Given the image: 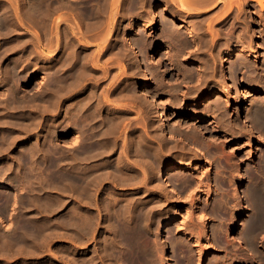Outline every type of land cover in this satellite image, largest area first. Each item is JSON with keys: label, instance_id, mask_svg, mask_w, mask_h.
<instances>
[{"label": "rangeland", "instance_id": "1", "mask_svg": "<svg viewBox=\"0 0 264 264\" xmlns=\"http://www.w3.org/2000/svg\"><path fill=\"white\" fill-rule=\"evenodd\" d=\"M65 1L69 2L70 5L73 4V5H71L72 7L75 5L74 7H76V8L74 9V7H73V10L74 11H76V9L80 7L76 11V12H78V10H79L80 14H77L76 12L74 13L71 10L74 13L73 14L72 12H69V10H67V8H65V7L60 8L59 7V4L61 2H65ZM221 1H223L224 3L223 2L217 3V4H215L214 7L211 6L212 4H209L207 7H203V8L201 7L200 13H199V15H197V16H200V17H197V16H195V17L201 19V18H206V16H208V15H213V16L217 15L218 12L220 11V9H222L224 7L225 3H226V0H221ZM228 1H230V0H227V3H228ZM241 1H242V3L245 4V6H247V8H250L252 11H255V10L258 11L259 10L260 11L259 12L260 13V16L259 17L260 18H261V16H264L263 15L264 14V12H263L264 9L261 10V8L259 6H258L259 8H257L256 3H250V4H253V6L252 5H249L248 6L247 5V4H249V1L248 0H245V1L244 0H241ZM118 3H116V5L118 6L117 7V11L119 10V12H120V10H121V12H120L121 14L125 11L124 13L126 14V12H128V11L126 10V7H124V6H127V1L126 0L125 1L124 0H119ZM221 3H223V4L220 6ZM121 4H122V6L124 5L123 6V10L121 8ZM36 5H40V6H42L44 8V10H49L51 12L49 14V16H48V19L45 21V26H43L44 25L43 22H39V21L37 22L36 20H33V19L29 18L26 14H25L26 15L25 18L23 17L24 16L23 12H24L25 9H32ZM161 5H162V3H158V4L156 3L154 7H160ZM82 6H84L85 8L82 7ZM218 6L220 7V9H218ZM46 7H49V8H46ZM12 8H13V11H12L13 12V18L11 19V22L9 24L10 26L8 27V29H5L4 31L1 30L2 32L0 31V47H2V48H0V49H2V50H0L1 51L0 52V55L2 54V51L5 50V48H7V50H9L10 48H12L10 46H15V45H16V49H15L16 51H24L23 53H21V52L16 53V56L17 57L15 55H11L8 58V59L18 58V56H20L19 58H22V56H23V59H22L23 61L22 62H24V60H25V62L22 63V65H24L26 62H27V64L29 63V65L27 67L28 69L24 70L21 73V76L22 77H21V79L18 80V82L16 84V87L20 90V95L22 97L23 96L24 97L26 96V98L27 97L28 98L30 97L29 99H32L33 96L34 97H38L37 95H39V93L42 92V89H43L44 85L46 84L45 82H48L49 81L48 79L50 78V76L53 75V72L54 71H53V68H52V65L50 64V62L54 60V59H52L54 56H57V59H58L59 57H62L65 53H70L71 51L72 52L74 51V52H77V53L80 52L82 55H85V56H87L89 58L88 61H89V64H91L90 66H92V67L95 68V73L94 74H91L92 76L87 77L83 81L84 83L88 82L90 85L88 83H86L85 84L86 87L83 88V90H82V87L81 86H78L77 89H76L77 92H78V89H79V91H80V89L82 90V91L79 92V94L78 93L77 94L69 93L68 95H65L63 97V103H62L63 105L60 106L61 107L60 110L58 108L53 109L55 107L52 106V105H50L51 107L50 106L47 107L48 109L51 108L50 109L51 111L48 112L49 114L46 112L47 119L49 118L48 119V122L46 123V126L50 123V119L51 120H52V118L53 119L54 118L58 119V121L56 120V122L54 124H50V126L52 127V125H55L58 122L59 125L57 124L56 127L54 126L56 128V129L54 128V130L56 132H54L53 131V127L51 128L50 126H48L50 129H46L45 124H42V125H44V126H42V125H39V124H33L32 123V125L34 126L33 127L31 125V127H33V128H30L32 130V132L29 129V132L27 134L30 133V136L27 138V140H25L26 137H27V134L24 133V135H25V137H24L23 134H22L23 131L21 133V130L20 129L25 126L24 124L27 125V123H23L24 126L18 124L19 126H22L21 128H19V131L20 132L18 133V130H17V127H16V131H14V133H11L12 137L14 136V137L17 138L19 136L18 140L16 141V145H15L14 152L19 147L27 146V145H30V144L31 145H34L35 143H37L38 140L41 143H43V142L44 143L46 142V144L49 143L48 145H51L53 147L56 145L58 147L57 148L55 146L58 149V150L56 149V153H58L57 151H60L61 152V157H63L64 159L61 158L60 156L59 157H60V159H63L64 160V161L63 160L61 161L62 163L64 162L63 163L64 166H65V164H67V161H69V160L72 159V164H71V161H69L70 163H68L67 166L72 167V168L74 167L73 170H75V172L78 171L77 174L79 173L80 175L84 176L83 177L84 179L82 181L83 182H86V180H85V176L86 175H87L86 177H88L86 179H89L91 175L93 176V177L91 176L92 180H93V178L95 179V177H94L95 176L94 175L95 174V172H94L95 171V168H94L95 167V158H94L95 157V154H94V152H92L93 154L91 153V151H94L95 148H93L89 152V154H87L88 152H86V154H87L88 157H91L92 156L93 158H88L85 155V153H84V155L86 157H84L83 156V153H81V151H82V149L87 148V146H88L87 144H89L88 147H90V144L92 146L95 143L94 142L95 141V136H94L95 135V130L98 129L99 131H102L101 134L102 135H105L106 134V136H107L106 137V140H108V139H109V141L112 140V142L107 141V143H106L108 145V151H107L108 154H107V157L108 156L109 157L108 158L107 157L105 158L106 161L108 160L106 162V163H108V166H107V164H105L107 167H104V168H107V169H105L104 171H106V170L112 171L114 167L116 169V161L117 160L119 161V159H117L116 157H119V155L121 154L122 151L126 155H128L127 157H129V159H127V161H126V164L128 163V165L130 167H131V165L134 164L132 166V168H131L132 170L134 169V171H135L137 169V167H135L137 164L139 166L142 165V167H145L146 170H147V167L145 165L146 164H149V165H147L149 167L148 169L151 168V170H154V172L151 171V170H147L148 172H151V173H148V176L150 174V176H152V177H150V176L149 177L147 176L146 178L143 177L144 179H139V182L140 183L139 182L136 183V181H135L134 184L131 183V184H129L128 187L127 186H125V187L122 186V187L124 188V191H123L124 193H126L127 191H129V193L127 192V194H129L127 197H129V196H134L135 197V195H136L135 193L137 191H139L138 194H137V196L139 197V200H136V202L139 201L138 202L139 205H137V203H136V206H137L136 208H138L136 211L139 210L140 212L138 211L136 213V211H135L136 215H130L129 216V219L133 220V221L130 220V223H131L130 226H133L135 228V226H134V219H135V221H136L135 222L136 223L135 224L136 227H137V224H138V226H140L143 229V225L146 222V221L144 222V219H143L144 216L141 215V214H143L145 212V209H143V207L145 206L144 208H146L147 210L150 209L151 206H152L151 209L154 208V209L150 210L151 211L150 214L153 213V215H149L151 220H155V223L153 221V223H151L150 226H149V231L152 230V226H153V230L150 232L151 233V236L148 239H146V238H144V236H142V239H140V243H141V241L143 243V241L145 242V240H147L149 243H151L150 245H153L154 244V241H157L158 239H162L161 242L163 243V241H164V243H165V244L163 243L162 245L165 248L166 255L171 256L172 253L170 252L171 250L169 248L170 247V242H171V240H170L171 237H172V240H174V239L176 240L177 239L180 242H181V240L183 241V239H181L182 237H181L180 234L186 228L184 230H181V231L178 232L177 227H176L177 224H171L170 226H168V228L166 227L164 229V231L160 232L161 235L159 234V231L158 230L156 231V229H155L158 223H161V222H163L166 219V216L163 217L162 214L167 210L168 207H170V205L172 203L175 204L174 198L171 195L169 197H167L168 198V202H165L166 204H164V202L161 200V198H158L161 195L158 192L159 189H161L160 192H162V193L165 190L164 187L163 188L160 187L162 185L161 184L162 182L161 183L160 182H157L159 179H160L159 181H162V177H159L158 170L160 171V169H162V167H164L165 165H171V164H175L177 162L178 163H184V161H191V160L194 161V160H196V157H194V155H192L190 153V151H188L189 147L183 141V138H188L189 139V137L185 133V131L182 130V132H184V133L181 132V135H183V136L176 134V135L173 136L174 138L168 137L169 135L161 134L160 130L157 128L158 121L155 120L156 119V117H155L156 115L154 116V114L151 111H149L150 108H148L149 107L148 106V102L144 98V95L140 91V85L142 83V80H143L142 77L143 76H142V73H140V72L137 71L138 70V63H136V61L132 58V56H131V50H130L131 48L129 46L130 41L135 40L134 33L130 32V30H129L130 27H134V25H135V23H134L135 22V19L132 20V18L129 17V15L126 14V16H128V17L123 20V19L120 18V13L118 12V14H117V17L118 18H117V21H116V24H115V30H117V32H111L110 31V25H109L110 24V16H109V14L107 15V12H106L105 15H107V16L105 17V15H104V17H105V19L103 18V21H104L103 23L104 24H102V26H103L104 29H103L102 32L99 33L98 30H97L98 32L96 31L97 27L95 25L96 24L95 23V0H11V1H8V0H0V11L3 10L4 15L10 14ZM217 9H218V12L215 13L214 11L217 10ZM201 10H202V12H204V11L205 12L204 13H201ZM3 13H2V15H3ZM68 13H70V14H68ZM71 14H73L74 17H76V18H74L73 16H71ZM76 14H77L78 17L75 16ZM256 14H257V12L253 16H251V20L253 21V24H252L251 30L250 31L248 30V33L251 32L250 35L247 33V30L246 29H245V31H243V33L240 34L241 37L243 36L242 34H244L243 37H246L245 39L242 37L244 40L241 39L243 43L241 42L242 45L240 44V46L246 47L245 49H247V50L249 49V51L255 49L254 48L255 47L254 45L256 43L264 42V41H262V40H264V35L261 34V32L262 33L264 32V19L262 17V19H261L262 21H261L260 18H258V16ZM213 16L207 17L208 19L206 18L207 20H204L205 23L208 22L210 20V18H213ZM26 17H28L29 19H26ZM223 18L224 17H217V16H215L213 19H211V21L214 24V27L215 28L216 27L219 28V26L222 27V25H223L222 30H224L225 29L224 27L229 26L227 23L230 24L231 20H227L229 18H225V19H223ZM77 20L78 21L80 20V21L78 22ZM217 22H219V23H217ZM237 24L240 25V23H237ZM77 25H80V28H78ZM240 26L241 27H244V25H242V24ZM161 28L162 27H161V24H160L158 30H155V31L149 32V33L147 32L146 33L147 35L145 34V36H148L149 39L156 38L157 35L159 34ZM256 32H258V33H256ZM236 33H238V31ZM246 33H247V36H246ZM257 34H260V35H257ZM260 36L263 37V38H261L262 40L260 39ZM247 39H248V41H246ZM249 39H250V41H249ZM241 40L234 41V43L236 42L235 44L236 45H239V43H240L239 41H241ZM10 41H11V43H10ZM22 41L24 43H22ZM19 42L21 43V45H20ZM237 42H238V44H237ZM247 42H248V44L246 46V43ZM58 43H59V45H58ZM250 43H252L254 45H252ZM22 44H24V45H22ZM214 44H215V46H213ZM262 44L264 45V43H262ZM18 45H19V47H18ZM174 45L175 44L172 43L171 49L174 48V47H177V45H175V46ZM201 45L204 47V48L202 47L203 49H205V47L207 48V46H208V44L206 45V43L205 44H201ZM160 46H161V48H163V46L165 47V44H163V43H159L158 44L157 43L155 46L150 47L149 49H147L146 52H144L145 50L144 51L142 50L143 51V54H142V51H141V53L139 51V54H140V57H141L142 61L144 62L146 60V67H147V69H149L152 72V76L154 77L153 78L154 79L153 80V84H152V87H151V91H152L151 93H153V95H155V101L157 103H162L163 107H165L169 111V113H171V114H173L174 111L183 110V111H185L186 113H189V114H200V115L204 116V118H205L204 120L206 121L205 123H197L196 124L197 126L200 125L199 126L200 129L198 130L200 132H198L197 131V128H195L193 131H195L196 133L194 132L195 133V136L193 137L194 139L192 138L193 139L192 140L193 142H195L197 140L195 142V144L197 145V147H199L200 150H202L204 156L206 157V161L203 164V166L200 167V171H192L191 170V171H187V173L185 172L186 173L185 179H182V177L184 178V176H182V175H185L183 171H179V173L176 172V174H174V173H169L168 174L167 173L168 176L166 174V176L168 178H171V179H168L166 177L167 180L173 182V185H174V183H176L175 185H177L178 183H180L178 186H176V188L178 187L180 193L181 194L183 193L182 195L183 196L185 195L184 197H186V202L181 204L182 205L180 207L181 208V211L179 212V214H178L177 218H175V220L177 221V223H178V221L181 222L182 220H187V218L189 217L188 214H187V211L190 212L191 214L192 213L195 214V216H192L193 223L198 224L197 227L199 226L198 227L199 229H197V230L195 229L194 232H197L198 231V233L201 232V234H202V224H203V222H202V220H200V223H199L198 220H199L200 217H203V216L207 215L205 217L208 218V220L210 222L208 221V223H207V220H206L205 223H207V226H209V227L211 226V225H209V223L210 224H213L215 219H216L215 220L216 222H218V221L220 222L222 220L221 222L224 221V222L227 223L226 229H225V226H224L225 225L224 222L222 223V226H224V230H226V231L229 230L228 236H227L228 240H229V237H230L231 239L229 241H232V243H235V241L237 242V240H238V238L235 237V236L237 235L238 231L243 228V225H241V223H246L247 221H248L247 223H249V221H251V219H252L251 216L253 217V214L255 212V209H254L255 208V206H254L255 204L250 199L248 193H249V191L251 189L252 190L255 189V191H256L255 194H256L257 193V189L256 188L259 186V184H263L264 183V177L261 176V173H260L261 170H262V173H263L262 175H264L263 169L261 168L262 167L261 160L264 157V155H263L264 154V152H263L264 151V142H263L264 141V130H262L260 128L259 124L256 123L257 121H256V117L255 116L257 115V113L259 114V112H257V113L254 112V113L251 114V112L254 109H255V111H257V108H255L257 106H258V108H260V110H262L261 108L264 107L263 106L264 105V102H263L264 100H260L258 97H256L255 94L254 95L247 94L248 96L246 95L244 97V100L241 101V98L242 97L240 96L241 94L243 95V93L245 91L249 90V89H254V90H257V91H264V88H263L264 87V84L262 85V83H260V85H258L259 84V80H261V79L258 80V83H255L256 80H257L256 77L258 78V75L256 74L257 72L258 73H261V71H262L263 75L261 73V75H262L261 78H264V71L260 69V68L264 69V63H263L264 62V56H263L264 55V52H263L264 49H262L260 51L257 50L258 52L256 51V53H258L257 54V57H258L257 61L254 60V59H251V58L249 59L247 57H244L243 55H239L240 57L238 55H236L235 57H227L226 54L225 55H222V52L221 53H217L216 50L218 48V41H214L211 45L209 44V47L207 48V50L205 49L206 51L203 50V49H202L203 51L202 50H199V49L193 50L194 54H196V55H193V53H190L191 52L190 51L189 53H187V56H186V53H185V55L183 53L182 54L180 53V56H179L178 54H176L174 52V50L173 51L172 50H168V51H166L167 53L166 52H163L162 54L160 53V54H158V55H156V56L153 57L152 56V53H151L152 50L154 48H159ZM231 47H232V45H231ZM213 49H214V51H213ZM36 51H37L38 55L39 54L40 55H43V57L40 56V55H39L40 57H38ZM198 51H200V52L202 51V52L200 53ZM204 52H205V56L203 55ZM206 52H208L207 55H206ZM212 52H213V54L215 53L217 55L216 56H215V54L213 55ZM32 53H34V55L36 53V56H37L36 58L37 59L33 57L34 55H32ZM47 53H50V55H48ZM173 53H175V55ZM199 53L201 54V56H200ZM17 54H20V55H17ZM24 54L26 56H28L29 59ZM44 54H45V56H44ZM172 54L174 56H171ZM208 54H209L210 58H209ZM259 54H261V55L258 56ZM30 55H31V57H30ZM181 55L183 57H185V58H182ZM189 55H191L193 57H191ZM218 55H220V56L218 57ZM206 56H208V57H206ZM24 57L27 58V59H24ZM171 57H173V60L174 59L175 60L173 61ZM217 57L219 58V60L217 59ZM155 58H156V60H155ZM177 58H179V59L177 60ZM203 58H205V59L203 60ZM213 58H215V59H213ZM239 58H241V59H244L245 58V60L247 59L246 60V64H245V60H241ZM42 59H44V60H42ZM59 59H61V58H59ZM59 59H58V61H56V63L58 62V65L60 66V64H62L63 61L62 60L60 61ZM197 59L200 60V61H197ZM262 59H263V61H262ZM207 60H210V62L207 61ZM215 60H218V62L217 61L215 62ZM188 61H191V62H188ZM233 61L235 63L238 62V63H236L238 65L240 63V64H243L245 66L244 67L242 65L241 68H240V70L242 69L243 71H245L243 73L244 75H243V80L242 81H239V77L240 76H238V71L235 70L237 65L235 63H232ZM241 61H243V62H241ZM247 61L248 62L250 61V62L247 64ZM207 62H209V63H207ZM220 62H223V66H220V64H218ZM260 62H261V64H260ZM134 63H135V65H134ZM230 63L232 65H230ZM203 64L204 65L206 64V66H209L210 68H213V69H208L206 67V69L208 70L207 71V70H205V66ZM192 65H193V68L194 69L192 68ZM233 65H235V66H233ZM246 65L247 66L250 65V69H249V66L247 67ZM253 65L255 66V68L252 67ZM0 66L3 68L4 67V64H1ZM199 66H201L202 68H200ZM221 67H223V69L225 67H227L226 70L227 69L228 70H227V73L225 74V78L228 77L231 82L229 80L225 79L224 76H220V75H222V73L220 71L222 69ZM192 70H194V71H192ZM230 70H232V71H230ZM249 70H251V71H249ZM189 72L194 75V79H193V75L190 74ZM233 72H235V73H233ZM246 72L247 73L249 72L248 75H246L247 74ZM251 72H254L255 74H253V73L251 74ZM210 73H212V74H210ZM137 74H139V77H138ZM189 74L192 75V76H189ZM201 74H203V75H201ZM229 74H230L231 77L229 76ZM233 74L234 75L236 74L235 75L236 77ZM249 74L254 75L253 78L251 77V75L249 76ZM209 75L211 76V78L207 80V78L210 77ZM199 76H201V77H199ZM244 76H246V78ZM196 77H198V78H196ZM203 78H204V80H203ZM250 78H252V79H250ZM89 79H91V80H89ZM221 79H223V80H221ZM231 79H233L234 81L236 80L237 83H236V81L233 82ZM219 80H221V81H219ZM247 80H248V83H247ZM249 81H252V82L250 83ZM202 82L203 83L205 82L204 85L202 84ZM232 82H233V84L235 86H232L233 85V84H231ZM208 83H209V85H208ZM216 83H218V84H216ZM92 85L93 86L95 85V86L93 87ZM201 85H203V86H201ZM224 85H226L228 87L231 86V88L229 90V94H228L229 96H219V97H221V99H220L218 97V94L220 93V90L222 89V87ZM208 86H209V88H208ZM199 87H201V89ZM234 87H236L235 92H234ZM113 88H115L114 89L115 90L114 93H116V96L114 97L115 94L113 93L114 95L112 94L111 96H109V97H111V99L109 98L108 101H105L101 95H98V93L99 94L102 93V92L104 93L105 90H106V92H110V91L113 90ZM127 88H128V90H127ZM90 89L91 90H95L97 93L95 91H94V95H93V92L91 94L88 93L87 91L91 92ZM118 89H119V92L120 93H121V91H123L122 92V94H123L122 96L123 97L120 96V95H117L118 94ZM1 90H0V92H1ZM236 92H237V94H239V96L236 94ZM72 94H74V95H72ZM80 94H83V95L81 96ZM84 95H86V96L92 95L94 97L97 96V98H94L93 97L94 99H96V101H98L97 99L101 97L99 100L101 101V99H103L101 101L103 103H101V102H95V100H94L92 102V104L95 102V105L93 104L94 107L92 106L93 108L91 107V109H90L92 111L89 110V111H87L88 113L85 112V111H83V112L81 111V114L76 115V116H78L77 118L80 119V121L77 120V118L75 116H72L74 114H78L77 113L79 111L78 109H77V111L74 110L73 112H70L71 113L70 115L76 119L75 120L73 118L75 120L74 121V124H70L71 121L73 123V119L71 121L69 120L70 119V115H69V112L68 113L66 112V114H65V112H64L65 111V108H66V106L70 107V105L71 106H74V108L78 107L77 105L79 103V100L81 101V99L84 98ZM86 96H85V98H86ZM216 96L220 100L218 98L216 99ZM65 97H66V99H64ZM125 97H129V98H126L125 99ZM212 97H213V99H212ZM236 97H238V99ZM134 98H136V99L139 98V99L136 101V99H134ZM203 98H205V99L206 98H209L210 99L209 100L210 102H205L204 101V103L201 106L197 107V108H194V107H192V106H190L188 104V102H190V101L200 100V99H203ZM223 99H224V101L226 100L225 101L226 103L223 102ZM218 100H219V102H218ZM254 100H255V102H254ZM259 101H260V105H259ZM98 103L99 104L101 103L100 104L101 106H103V104L105 103L104 106H103L104 107L103 109H105L104 112H102L103 114L102 113L99 114L97 111H94L96 109L95 107L98 105ZM182 103H184V104H182ZM217 103L218 104L222 103V104H220L221 105L220 106ZM251 103H252V105H251ZM106 104H108L107 105L108 108L106 107ZM225 104L227 105V108L225 107L226 106ZM253 104H256V106L253 105ZM44 105H46V103H41L39 105V107L41 108ZM48 105H49V103H48ZM214 105H215V107H214ZM209 106H210V108H209ZM201 107H202V109H201ZM223 107H225V108H223ZM252 107H253V109H252ZM206 108H208L207 110H209L208 111L209 114L207 113ZM211 108H213V109H211ZM245 108H246V110H244ZM196 109H199V110H196ZM215 109L216 110H219L220 109L219 110L220 113H219V111H215ZM247 109H248V111H247ZM249 110H250V112H249ZM214 111L216 112V114H215ZM262 111L264 113V108H263ZM74 112H76V113H74ZM217 112L219 113V115H218ZM72 113H74V114H72ZM79 113H80V111H79ZM210 113L211 114L213 113V114L218 115V116H215L213 114L211 116ZM25 114L32 116V114H30V112H27V113L25 112ZM65 115H66V117H65ZM67 115H68V117H67ZM99 115H100V118H99ZM80 116H83V117H80ZM85 116H88V117L85 118ZM95 116H97V118ZM117 116H120V118L117 117ZM236 116L239 117V118H237ZM245 116L246 117L247 116H249V117L252 116L250 118V120L252 121V123L254 125L253 126V130L254 131L252 133H249L248 132V129L247 128H248V126H249L248 124L250 122H248L249 120H247ZM61 118L65 119L64 121H67V119H68L69 124L66 123V122H63V119H61ZM82 118H84V120ZM108 118H110V119H108ZM118 118L121 121V122L120 121L119 122L122 125V127H121V125L120 126L118 125V127H121V128H119V131L118 130L115 131L113 128L117 129L118 127H113V126L111 127L110 124L112 123L111 121H115ZM141 118H142V120H140ZM171 119L172 120H171L170 123H175L176 121L179 120V117H175L174 118L171 115ZM235 119H237V120L239 119V120L236 121ZM81 120H83V121L81 122ZM103 120H107V122L106 121L103 122ZM109 120H110V122H109ZM138 120L142 121L140 123L143 124V125H141L143 127L140 126V124L138 123L139 122ZM244 120H245V123H244ZM60 121L63 122V123H60ZM76 121L79 122V123H82V125L81 124H78V123H77L78 124L77 125L76 124ZM181 121H182V123L184 125H186V123H187L188 126H190L191 124L194 123L192 121H187V120H184V119H182ZM209 121H212V122L215 121V125H217V126H215V125L212 126L211 124H210L211 127L206 126L207 123H212V122H209ZM226 121H230L229 125L231 124V127H229V125H228V123ZM97 122H101L102 125H101V123H97ZM115 122H117V121H115ZM143 122H145V123H143ZM104 123H107L106 126H105ZM150 123L154 124V125L151 124L154 128H152V126L150 125ZM233 123L235 125H237L238 123L239 124L236 127L235 125H233ZM95 124L99 128L98 127L96 128L95 127ZM240 124L242 126H240ZM35 125H36V127H35ZM73 125H75V126H73ZM99 125H101L102 128ZM222 125L227 126V129L225 130L224 129L225 127L222 126ZM243 125H245V126H243ZM171 126H172V124H171ZM171 126H170V128L173 129V126L172 127ZM238 126H239L240 129L238 128ZM24 128L27 129L28 127L26 128V126H25ZM155 128H156V130H155ZM203 128H204V130H203ZM232 128H233V130L236 129L235 131L237 133H235V131L233 132ZM254 128H256V129L258 128L262 132L259 131L258 129L255 132L256 129H254ZM171 129H170V131H171ZM245 129H246V132H245ZM6 130H4V131H6ZM45 130H49V131L51 130V131L48 134H46L47 132ZM113 130L116 132L115 134H114V131ZM202 130H203V132H202ZM240 130L241 131L244 130V131L241 132ZM91 132H94V133H91ZM90 133H91V135H90ZM231 133H235L233 135L236 136V137H234ZM238 133L239 134H242V135H239ZM262 133H263V135H262ZM201 134H202V136H201ZM112 135H114V136L112 137ZM44 136H45L46 139L44 138ZM115 136H118V139L115 138ZM76 137H78V140H74V139H76ZM87 137H88V139H87ZM143 137H144V139L146 141H148V143L145 140H143ZM200 137H202V138H200ZM110 138H111V140H110ZM261 138H262V140H261ZM79 139L80 140L82 139V140L80 141ZM90 139H92V141L94 140L93 143H91L92 141H90ZM176 139H178L179 142ZM179 139L182 142H180ZM158 140L159 141H162L163 143L160 142V144H159L158 143L159 142ZM190 140H191V138H190ZM27 141H28V143H27ZM76 141H78V142L76 143ZM85 141H88V142H85ZM138 141H139V143H138ZM140 141H142L143 145H146V146L144 147L142 145V143H140ZM51 142L53 143V145L51 144ZM81 142L82 143L84 142V143L82 144ZM129 142L131 143L130 145H129ZM145 142H146V144H145ZM165 142H166V144H165ZM78 143L81 145V148L82 149L79 148L80 145H78ZM135 143H136V145H135ZM84 144L86 146L85 147H82V146H84ZM133 144H134L135 147L133 146ZM157 144L159 145V147H155ZM112 145H114L115 147L112 146ZM138 145H139V147L141 145V148H142L141 150H142V152L144 154L143 158L145 159V158L151 157V161L155 157H152V155L151 156H148V155H150L151 152H154L153 149L158 148V150L155 149V151H158V155L156 154V157L158 159L157 160L154 159L152 161L155 164L150 163L151 162L150 160H149L150 162H148V159H147V161H144V159H143L142 161H144V163H142V161L141 162L136 161L138 159H136L135 158L136 156L133 155V153H134L133 150H136V147L139 148ZM164 145H166V146L163 147ZM94 146L95 145H93L92 147H94ZM145 148H147L146 149L147 151L144 150ZM148 148L150 150H148ZM164 148H165V150L163 151ZM74 149L75 150H78V151L80 149L81 151H80V153L78 151L75 152ZM160 150L163 152V154H161V155H160V152H159ZM73 151L75 152V154H77L76 156H75V154H74ZM12 153L13 152L11 151L10 154H12ZM63 153L65 154L64 156H62ZM260 153H261V155H260ZM72 154H74L73 155L74 158H71L70 157V155L72 156ZM129 154H131V155H129ZM56 155H59V154H56ZM188 155H190L192 158L190 156H188ZM77 156L78 157L81 156L84 159L85 158H88L89 161L88 160L85 161L86 159L83 160V158H81V157H79V159H78ZM160 156H162V157H160ZM131 157H133V158H131ZM182 157H183V159H182ZM67 158H69V159H67ZM208 158H209L210 161L208 160ZM90 159H92V160H90ZM132 159H133L134 162L132 161ZM177 159H178V161H177ZM76 160L78 162H74ZM82 160L85 162V164H84V162ZM81 162H83V163H81ZM75 163L76 164L78 163V164L76 165ZM139 163H141V164H139ZM83 164L86 167H84ZM150 164H152V165H150ZM223 164H225V165L223 166ZM79 165H80V167H79ZM87 165L90 166V167H88ZM155 165H156V167H155ZM238 165H240L242 172L245 174L244 187H240V188H237V189L240 190V195L243 196L244 203H245V205L247 207V209H246V214L247 215L246 216H239V213H240V206L239 205H240V203H239L238 200H236L237 198L233 194L234 189L237 187V183H238V180L236 178V175H237V170L236 169H238ZM218 166H220V167H218ZM223 167H224V169H222ZM257 167L258 168L260 167L261 169H259V171H258V168ZM76 168L80 169L81 172H79L78 169L76 170ZM82 168L83 169L86 168L83 171L84 175L82 174V170H83ZM155 168H157V170H155ZM225 168H227V169H225ZM115 169H114V171H115ZM86 170H88L87 171L88 173L85 172ZM225 170H227V171H225ZM114 171H112V172L115 173ZM197 172L199 174L202 173L201 175H202V177L204 176L203 177L204 179L202 177H200L201 175L199 176V174ZM177 173H178V175H177ZM188 173H189V175H188ZM152 174H154V175H152ZM179 174L182 177L179 176ZM194 174H196V175H194ZM218 174H220V175H218ZM177 176H178V178H177ZM187 176L190 177V179H192V180L186 179V178H188ZM195 176L198 177V178L196 179ZM219 176H221V177H219ZM222 176L224 178H222ZM112 177H111V179H113ZM156 177L159 178V179L157 180ZM174 177H176V179ZM258 177H259L260 180L258 179ZM262 177H263V179H262ZM147 178H149V179H147ZM179 178H180V180H179L180 182H177V180ZM145 179H146V181H148V183L145 182ZM172 179L175 180V181H173ZM181 179L183 181L185 180L184 184L185 183L187 184V180H189L190 182L194 181L192 183L196 187L192 183H190V185H189V187H191V188H189L187 186L191 190H192V187H194L193 190H192L193 191L192 194H191V192L190 193L188 192V191H191V190L185 189L186 187H184V189H183V186L184 185H183V181ZM205 179H206L207 182L209 181L208 182L209 184H208L207 187L205 186V185H207V182H204ZM216 179H223V180H216ZM89 180H87V181L89 183H91V184L94 181V180L92 181L91 179H89ZM202 180H203V182H202ZM261 180H262V182H261ZM189 181H188V183H189ZM214 181H216L218 185ZM83 182H81V180H80V183H77V185H75V187H77V189L74 187L73 188L74 189L73 190V194L74 195L73 194H71V195L76 196L78 199L81 200L80 201L81 203L79 202V205L80 206L78 208L79 209L81 208V210H83V211H81V210L79 211L78 210V212H79L78 215H80V217L78 215L76 217H79L80 218V224L83 225L82 222H84L85 228H82V226L81 227L80 226L77 227L75 225H70L69 227L64 225L67 229H65V227L63 225H60V226L59 225H57V226H55V225L54 226H51V228L49 227L48 229L43 230L41 232V234H43V235L40 234L41 237L38 236L39 238L36 240V244H35V242H34V245L32 244L33 247H32V245L31 246H27V247L23 245L26 248H31L32 247L30 249L31 251H29L32 255L29 252H28V255H26L27 253L26 254H23V253L26 252L25 250L23 251V253H21L22 252L21 250L24 249V248H18V247H23V246H21V244H19L20 246L18 245V247L17 246L13 247V250L17 247L16 249H17L18 257H17V254L14 251V253L16 254V258H12V255H13V257H15V255H14L13 252H11V254L13 253L12 255L10 254L12 259L10 257H8V256H6V259L9 258L8 260H6L4 258L2 259L0 257V263L3 264V262L4 263H6V262L7 263L8 262L9 263L10 262H14V263H17V264H75V263H77V264L78 263L79 264H82V263L83 264H89V263L90 264H95V250H96L95 249V246L97 248V245H98L95 242V227L93 226V224L95 222V210H94L95 209V191H94V193H92L93 191H90V194H92V195H91V198L89 200L88 199L87 200L82 199V197H83V195H82L83 193L82 192L84 191V189H83V191L82 190L80 191V189L85 188ZM88 182H86L87 184L85 183V185H88V186L91 185ZM142 182H143L144 185L142 184ZM223 182H224V184H223ZM82 183H83V185H81ZM154 183L160 185V186H158V185L156 186V187L159 188V189L157 188V192L156 193H154L155 191H150V190H153L154 189L153 188L154 185H155ZM195 183H197V184H195ZM214 183H215V185H214ZM199 184L201 185V187H200L201 189L198 188V186H200ZM78 185H80L82 187L80 188V186L78 187ZM181 185H183V186L181 187ZM88 186H87V188H88ZM147 186H153V187L152 188H150V187L148 188ZM217 186H221V188L220 187H217ZM122 187L121 186H119V187L117 186V188H122ZM180 188H182V190H184V191H182ZM208 188L212 189V191L210 193V197H207ZM147 189H149V190H147ZM78 190H79L80 193L78 192ZM90 190H95V183H94L93 187ZM74 191L77 192V193H79V195L77 193L75 195ZM67 192H68V193H66L67 194V197L66 198H67V201H68V208L67 209H69V206L71 207L73 205V203H74V197L73 196H68L69 191H67ZM165 192H166L167 195H169L166 190H165ZM4 193L6 194V192H4ZM4 193H2V194L4 195ZM70 193H71V191H70ZM236 193H238V192H236ZM219 195H221L220 197H222V198H220ZM80 196H81V198H79ZM223 196H224V198H223ZM246 196H248L247 200L245 199ZM169 198H171L172 200L170 199V201H169ZM212 198L215 199V200L218 199L217 202L219 204L224 203L223 205L225 206L224 209H226V211L229 209L227 211L228 213L226 215H224L225 218H227L229 216L227 219H224V216L223 217H220V218H219V216H217L218 218H216V216H212V218H210V216H208L210 214L209 213L210 212V209L209 208H211V205L210 204L211 203L212 204H216L217 203L215 200L212 201ZM91 199L92 200L94 199V200L92 201ZM148 199H149L150 202L148 201ZM154 200L155 201H158L159 200V201L157 203H155ZM248 200H249V202H247ZM85 201H86V203H85ZM204 201H205V203H204ZM214 201H215V203H213ZM90 202H92V203H90ZM161 202H163V203H161ZM206 202H208V204ZM82 203H85V205L82 204ZM140 203H142V204L140 205ZM150 203H153V204H150ZM158 203H159V205H158ZM160 203L162 205H160ZM156 204L158 206L155 207ZM230 204H233V205H230ZM206 205H208V206H206ZM140 206H142V207H140ZM159 206H160L161 209L160 208L159 209L157 208ZM194 206H199V207L198 208H195ZM200 206H202V207H200ZM227 206H229V207H227ZM230 206H231V208H230ZM204 207H207V208H204ZM233 207L235 209H232ZM162 208L163 209H166V210H162ZM201 208H202V210H201ZM71 209L66 210V211L69 213L71 211ZM252 209H253L254 212H252ZM141 210H143V213H142ZM204 211H205V213L207 212L208 214L207 213L205 214ZM229 211H232V213H230ZM73 212H74V210H73ZM159 212H160V214H159ZM70 213H72V212H70ZM83 213H85V214H83ZM139 213H140V215H138ZM251 213H252V215H251ZM63 214H64V212H63ZM82 214L84 215V217L81 216ZM87 214L90 217V218L87 217L89 220L86 218L89 222H86L87 220L84 219L85 216H87ZM156 214H157V216H156ZM200 214H202V215H200ZM61 215L62 214L60 213V214L54 216L52 218L53 221H59L58 223H60L61 220L62 221L63 220L65 221V219H67V220L69 218L71 219V216L69 217V215H67V216L65 215L66 218H63L64 216L61 217ZM2 216H3V218H2ZM57 216H59L60 218L57 217ZM138 216H141V217H138ZM0 217H1L2 220L5 221L4 222V225L5 226H6V224H10L9 221H11L10 220L11 217L8 214H7V216H6V214H1ZM4 217H5V219H4ZM81 217H83V218H81ZM133 217H136V218H133ZM193 217L196 218L197 222H195L196 220H194L195 218H193ZM213 217H214V220H213ZM249 217H250V219H249ZM91 218H92V220H91L92 222L90 221ZM138 218L139 219L142 218L141 225H140V223H138V221H139ZM55 219H60V220H55ZM136 219H138V220H136ZM228 219H230L231 221L230 220L228 221ZM77 220L79 221V219H76L75 218V223L76 222L79 223ZM71 221H72V219H71ZM156 221H158V222H156ZM86 223H87V225L90 224L89 225L90 227H92V226L93 227L91 229H90L89 226L86 227ZM62 226L64 227V229H61V228H63ZM59 227H60V230H59ZM87 228L89 230H87ZM54 229H56V232H55ZM144 229H145V227H144ZM188 230H190V229H188ZM53 231L57 235L54 236ZM6 232H8V231H6ZM6 232L4 231V233H6ZM99 232H101V230ZM155 236H156V238H155ZM174 236H175V238H173ZM177 236H178V238H177ZM179 236H180V238H179ZM151 237L153 238V240H152ZM233 237H235V238H233ZM254 239H255L254 240L255 241L254 242V246L256 244L255 247L259 249L258 254L255 255V256H253L252 259H249V258L243 256L244 254L241 255L243 252L242 251H239V255L240 256L238 255V258L240 257V259L237 260V264H251L250 262H252V264H259V262H261V261L263 262V263L261 262V264H264V253H262L264 251V245H263L264 244V229L263 230L262 229L261 230H257L256 233H255V235H254ZM50 241H51V243H50ZM202 241H204V238H202L199 243H195V241H193V240L189 241L190 244L191 243H192V245L194 244L193 246L192 245L190 246L186 241H184V243H187V247L191 249V254L192 253L194 254L191 257V261H190L189 264H195V263L198 264L199 257H200V264H208L209 262H210L209 264H212V262H214L212 260L216 257L214 254L219 255V256H222V257L225 256V255H226V257L227 256L230 257V258L232 257L230 254L226 253L225 250H221V248L218 245H216L215 250L219 251L220 252L219 254H217L215 252H211V253L201 252V251L206 250V245H207V242L204 241V243H203L205 245V247H204L203 244H202ZM256 241H257V243H256ZM260 241H261V243H260ZM184 243H182V244H184ZM199 244H201L202 246L199 245ZM196 245H199V246L197 247ZM195 248H197V250L200 252V254L198 252H196L197 250ZM227 248L230 249V247H227ZM18 249L19 250L21 249V250L19 251ZM32 249L33 250L35 249L33 251L34 253L32 252ZM28 250L29 249H27V251ZM18 252H20L21 254H19ZM240 252H241V254H240ZM23 255H25V256H23ZM213 255H214V258H213ZM197 257H198V259H197ZM210 257H211V259H209ZM170 259H171L170 261H168L167 263H164V264H168V263L169 264H175L176 261L174 260V258L171 257ZM193 259H194V261H193ZM258 259H261V261H257ZM242 260H244V262Z\"/></svg>", "mask_w": 264, "mask_h": 264}, {"label": "bare ground", "instance_id": "2", "mask_svg": "<svg viewBox=\"0 0 264 264\" xmlns=\"http://www.w3.org/2000/svg\"><path fill=\"white\" fill-rule=\"evenodd\" d=\"M8 1H11V0H8ZM118 1L119 0H95V25H96V27H97V29H96V31L98 30L99 31V33L100 32H102L103 31V26H102V24H104L103 22V18L105 19V17L109 14V16H110V31L111 32H117V30H115V24H116V21H117V14H118V12H119V10L117 11V5H116V3H118ZM125 1V0H124ZM127 1V6H124V7H126V10L129 12H126V14L127 15H129V17H131L132 18V20L133 19H135V25H134V27H130V32H132V33H134V37H135V40H133V41H130V43H129V46H130V50H131V56H132V58L136 61V63H138V72H140V73H142V78H143V80H142V83H141V85H140V91H141V93L144 95V98L147 100V102H148V108H150V110L149 111H151L153 114H154V116L156 117V121H158V126H157V128L160 130V132H161V134H165V135H169L168 137H172V138H174L173 136L174 135H176V134H178V135H181V132H182V130L183 131H185V133L188 135V137H189V139L188 138H183V141H184V143L185 144H187L188 145V147H189V149H188V151H190V153L192 154V155H194V157H196V160H194V161H184V163H175V164H171V165H165L164 167H162V169H160V171L158 170V172H159V177H162V181H159L160 179L159 178H157V182H162L161 184V186L160 185H158V184H156V183H154L155 185H154V187L153 186H147L148 188L150 187V188H154L153 190H150V191H155L154 193H156L157 192V188L158 187H156L157 185L158 186H160L161 188H163L164 187V189L167 191V193L169 194V195H167L166 194V192H165V190L163 191V193L162 192H160L161 191V189H159V193L161 194L158 198H161V200L164 202V204H166L165 202H168V198L167 197H169L170 195L174 198V202H175V204H173L172 202V204L170 205V207H168L167 208V210L166 209H163L162 208V210H166L162 215H163V217L164 216H166V219L163 221V222H161V223H158L157 224V226H156V231L158 230L159 231V234H160V232H162V231H164V229L167 227L168 228V226H170L171 224H177L176 225V227H177V230H178V232L179 231H181V230H184L185 228L187 229H185L180 235H181V239H183V241L181 240V242L179 241V240H172V237H171V242H170V252L172 253L171 254V256H168V255H166V252H165V248H164V246L162 245L163 243H164V241H163V243L161 242L162 241V239H156L157 241H154V244L153 245H150L151 243H149L147 240H145V242L143 241V243H142V241H141V243H140V239H142V236H144V238H146V239H148L150 236H151V231L153 230V226H152V230L151 231H149V226H150V224L151 223H153V221H154V223H155V220H151L150 219V216L149 215H153V213L152 214H150L151 213V211L150 210H152V209H154V208H152L151 209V207H150V209H146V208H144L143 207V209H145V212L143 213V210H141L142 211V213L143 214H141V215H143L144 216V225H143V229H144V227H145V229L143 230L140 226H138V224H137V227H136V221H135V219H134V226H135V228L133 227V226H130V220L131 219H129V216L130 215H136V213L139 211H136L138 208H136L137 206H136V203H137V205H139V201H137L136 202V200H139V197L137 196V194H138V192L139 191H137L135 194V197L134 196H129V197H127L129 194H127V192L129 193V191H127L126 193H124L123 191H124V188L122 187V186H129V184H134L135 183V181H136V183L137 182H139V179H144V178H146L147 176H148V173H151V172H148L147 170H151V168L150 169H148L149 167L147 166V165H149V164H146L145 166L147 167V170L145 169V167H142V165L141 166H139L137 163V165L135 166V167H137V169L134 171V169L132 170L131 168H132V166L134 165H131V167L128 165V163L126 164V161H127V159H129V157H127L128 155H126L123 151L121 152V154L119 155V157H116L117 159H119V161L117 160L116 161V169H115V167L113 168V170L112 171H114V169H115V173H113L112 171H108V170H106V171H104L105 169H107V168H104V167H107L108 166V163H106L107 161L105 160V158L107 157V151H108V145L106 144L107 143V141H109V139L108 140H106V134L105 135H102L101 134V132L102 131H99L98 129L97 130H95V143L93 144V145H95L94 147H92L91 146V144H90V147H88L89 146V144H87L88 146H87V148H84V149H82L81 148V145L78 143V145H80V149H82V151L79 149V151L78 150H75V152L76 151H78L79 153H80V151H81V153H83V156L84 157H86L87 156V154H89V152L93 149V148H95V150L94 151H91V153L92 152H94V154H95V179L93 178V180L95 181H93L92 180V178H91V176H90V178L89 179H91L92 181H93V183L91 184V183H89L87 180H89V179H86V178H88V177H86L87 175V171L88 170H86L85 172H87L85 175V180H86V182H88L89 184H91V185H85V183L86 182H83L82 180L84 179L83 177L84 176H82V175H80L79 173L77 174V172H75V170H73V168L72 167H69V166H67V164L68 163H70L69 161H71V164H72V159L71 160H69V161H67V164H65V166H64V162L62 163L61 161L64 159L63 157H61V152L60 151H57L58 153H56V149L58 148L55 144V146L57 147H53V146H51V145H48V144H46V142L44 143H41L39 140L37 141V143H35L34 145H27V146H23V147H19V148H17V150L14 152V149H15V145H16V141L18 140V138H19V136L16 138V137H12V135H11V133H14V131H16V127H17V130H18V133L20 132L19 131V128H21L22 126H26V128L27 129H25L24 127H22L20 130H21V133H22V131H23V136L25 137V135H24V133H28L29 132V129L30 128H33L34 126L32 125V123L33 124H39V125H42V124H45V126H46V123L48 122V119H47V116H46V112L48 113V112H50L51 110V106L50 105H52V106H54L55 108H53V109H56V108H58L59 110L61 109V105H63L62 103H63V97L65 96V95H68L69 93H74V94H79V92L80 91H82L83 90V88H85L86 87V83H88V82H86V83H84L83 81L87 78V77H90V76H92L91 74H94L95 73V68L94 67H92V66H90L91 64H89V58L87 57V56H85V55H82L80 52H70V53H65L62 57H59V58H61V59H59L60 61L62 60L63 62H62V64H60V66L58 65V62L56 63V61H58V59H57V56H54L52 59H54L53 61H51L50 62V64L52 65V68H53V75L52 76H50V78L48 79L49 81L48 82H45L43 85H44V87H43V89H42V92L41 93H39V95H37L38 97H34L33 96V98L32 99H29L28 97V99L26 98V96L24 97H22L21 95H20V90L16 87V84H17V82H18V80L19 79H21V73L24 71V70H26V69H28L27 67H28V65H29V63L27 64V62L24 64V65H22V63H24L25 62V60H24V62H22L23 60V56H22V58H19L20 56H18V58H13V59H8L9 58V56H11V55H15L16 56V53H18V52H21V53H23L24 51H16L15 49H16V45L15 46H10V47H12V48H8L9 50H7V48H5V50L4 51H2V54L0 55V65L1 64H4V67L2 68L1 66H0V90H1V92H0V215L1 214H6V216H7V214L11 217V221H9L10 222V224H6V226L4 225V220H2L1 219V217H0V257L3 259H6V256H8V257H10L11 258V255L14 253V251H15V253L17 254V247H18V245L19 244H21V246H31L32 244L34 245V242H35V244H36V240L39 238V237H41L40 236V234H41V232L43 231V230H46V229H48L49 227L51 228V226H57V225H65V226H70V225H75V226H77V227H81L82 226V228H85V226H84V222H82L83 223V225L82 224H80V215H78L79 214V212H78V210L80 211L81 210V208L79 209L78 207L80 206L79 205V202L81 201L80 199H78L76 196H73L74 194H73V188L75 187V185H77V183H80V180H81V182H83L84 183V186H85V188H82V189H80L82 186H80V185H78V187L80 186V191L82 190L83 191V189H84V191L81 193L82 195H83V197H82V199H84V200H89L90 198H91V195L92 194H90V191H93L92 193H94V191H95V222H94V224H93V226L95 227V242L98 244L97 245V248H96V246H95V264H164V263H167L168 261H170L171 259V257L172 258H174V260L176 261L175 262V264H189L190 263V261H191V257H192V255H194L193 253L191 254V249L190 248H188L187 247V243L191 246L192 245V243L190 244L189 243V241H191V240H193V241H195V243H199L200 242V240L202 239V238H204V241H206L207 242V245H206V250H204V251H201V252H205V253H211V252H215V253H217V254H219L220 252L219 251H217V250H215V247H216V245H218L220 248H221V250H225L226 251V253H228V254H230L232 257L230 258V257H226V255L225 256H219V255H216V254H214L216 257L214 258V255H213V260L212 261H214V262H212V264H237V260H239L240 259V257L238 258V255H239V251H242L243 253L241 254V252H240V254L241 255H243V256H245V257H247V258H249V259H252L253 258V256H255V255H257L258 254V251H259V249L258 248H256L255 246H256V244H255V246H254V235H255V233H256V231L257 230H263L264 229V183L263 184H259V186L256 188L257 189V193L255 194V189L254 190H250L249 191V197H250V199L253 201V203L255 204L254 206H255V212L253 211V209H252V212H254V214H253V217L251 216V221H249V223H241V225H243V228L242 229H240L239 231H238V233H237V235L235 236V237H237L238 238V240H237V242L235 241V243H232V241H229L231 238L229 237V240H228V238H227V236H228V232H229V230H224V226H225V229H226V225H227V223L226 222H224V226H222V223L223 222H216L215 220H214V217H213V220H214V223L213 224H210L209 223V225H211L210 227L209 226H207V223H208V218H206L205 216H207V215H205V216H203V217H200L199 218V223H200V220H202V222H203V224H202V234H201V232H199L198 233V231L197 232H194L195 231V229L197 230V229H199L198 227H197V225L198 224H196V223H193V219H192V216H195V214H191L190 212H188L187 211V214H188V218H187V220H182L181 222L180 221H178V223H177V221L175 220V218H177V216H178V214H179V212L181 211V204L182 203H185L186 202V197H184L181 193H180V191H179V188L177 189L176 188V186H178L180 183H178L177 185H175L176 183H174V185H173V182H171V181H169V180H167V176H168V174L169 173H174V174H176V172H178L179 173V171H183L184 172V174L185 175H182V176H184V178L179 174V176H181L182 177V179H185V176H186V173H187V171H200V167L201 166H203V164L205 163V161H206V157L204 156V154H203V152H202V150H200L199 149V147H197V145L195 144V142L197 141H195V142H193L192 140L194 139L193 137L195 136V131H193L195 128H197V131L200 129L199 128V126H197L196 124L197 123H205L206 121L204 120L205 118H204V116H202V115H200V114H189V113H186L185 111H183V110H177V111H174V113L173 114H171V113H169V111L165 108V107H163V105H162V103H157L156 101H155V95H153V93H151L152 91H151V87H152V84H153V76H152V72L149 70V69H147V67H146V60L143 62L142 61V59H141V57H140V54H139V51H140V53H141V51L143 50H145L144 52H146V50L147 49H149L150 47H153V46H155L157 43L159 44V43H163V44H165V47L163 46V48H161V46L159 47V48H154L153 50H152V56L154 57V56H156V55H158V54H162L163 52H166V51H168V50H174V52L176 53V54H178L179 56H180V53L182 54H184L185 55V53H186V56H187V53H189L190 51V53H193V55H196V54H194V52H193V50H196V49H199V50H202L204 47L201 45V44H205L206 43V45L208 44V46H207V48L209 47V44L211 45L214 41H218V48H217V53H221L222 52V55H227V57H235L236 55H243L244 57H247V58H251V59H254V60H256L257 61V59H258V57H257V54L258 53H256V51L257 50H262V49H264V45L262 44V43H264V42H261V43H256L255 45L254 44H252V43H250V44H252V45H254L255 47V49H253V50H251V51H249V49L247 50V49H245L246 47H243V46H240V44H241V42H242V40L241 39H245L246 37H243L244 36V34H242L243 36V38L240 36V34L241 33H243V31H245V29L247 30V33H248V30L250 31L251 30V27H252V24H253V21L251 20V16H253L256 12H257V16H258V18H260L259 16H260V11L258 10V11H256L255 9V11H252L250 8H247V6H245V4L244 3H242V1L241 0H230V1H228V3H227V0H226V3H225V5H224V7L222 8V9H220V7L218 6V9H220V11L218 12V9L217 10H215L214 12L215 13H217L218 12V14L217 15H215V16H217V17H224L223 19H225V18H229V19H227V20H231V22H230V24L229 23H227L229 26H227V27H224L225 29L224 30H222V27H223V25H222V27H220L219 26V28L218 27H214V24L212 23V21H211V19H213L215 16H213V15H208V16H206V18L207 17H210V16H213V18H210V20L208 21V22H206L205 23V21L204 20H207L206 18H201V19H199V18H197V17H200V16H197V15H199V13H200V9H201V7L203 8V7H207L209 4H212L211 6H215V4H217V3H220V2H223V1H221V0H126ZM245 1V0H244ZM249 1V4H247L248 6L249 5H252L253 6V4H250V3H256V5H257V8H261V10L262 9H264V0H248ZM158 4V3H162V5L160 6V7H154L155 6V4ZM224 3V2H223ZM223 3H221L220 4V6L223 4ZM77 4V3H76ZM119 4V3H118ZM12 5V4H11ZM71 5H73V4H71ZM70 4H69V2H67V1H65V2H61L60 4H59V7L60 8H63V7H65V8H67V10H69V12H76L77 11V9H79V8H77L76 9V11H74L73 10V7L75 6H71ZM120 5V4H119ZM255 5V4H254ZM123 6H122V4H121V8H122V10H123ZM158 6V5H157ZM251 6V7H252ZM259 6V7H258ZM82 7H84V6H82ZM46 8H49V7H46ZM76 7H74V9H75ZM85 8V7H84ZM120 8V9H121ZM152 8V9H151ZM125 9V8H124ZM209 9V8H208ZM207 9V10H208ZM211 9V8H210ZM215 9V8H214ZM72 10V11H71ZM13 8H12V10H11V12H10V14H8V15H4V13H3V10L2 11H0V31L1 30H5V29H8V27L10 26L9 24H10V22H11V19L13 18ZM210 11V10H209ZM21 12V11H20ZM72 12V13H73ZM78 12H79V10H78ZM78 12H76L77 14H80V12L78 13ZM106 12H107V15H105L106 14ZM120 12H121V10H120ZM119 12V13H120ZM123 12V11H122ZM125 12V11H124ZM120 13V18L121 19H126L128 16H126V14L125 13ZM205 12V11H204ZM204 12H202V10H201V13H204ZM207 12V11H206ZM264 12V11H263ZM2 13H3V15H2ZM51 12L49 11V10H44V8L42 7V6H40V5H36V6H34L32 9H25L24 10V12H23V14H24V18H25V16L27 15L29 18H31V19H33V20H36L37 22L39 21V22H43V26H45V21L48 19V16H49V14H50ZM73 13V14H74ZM214 13V14H215ZM26 14V15H25ZM68 14H70V13H68ZM73 14H71V16H73L74 17V15ZM77 14L75 15V16H77ZM104 15H105V17H104ZM264 15V14H263ZM80 16V15H79ZM195 16H197V17H195ZM28 17H26V19H29ZM78 17V16H77ZM256 17V16H255ZM262 17H263V19H264V16H261V18H260V20L262 19ZM74 18H76V17H74ZM81 19V18H80ZM220 19V18H219ZM60 21V20H59ZM78 21V20H77ZM80 21V20H79ZM78 21V22H79ZM217 21V20H216ZM221 21V20H220ZM223 21V20H222ZM262 21V20H261ZM217 23H219V22H217ZM224 23V22H223ZM237 23H240V25L242 24V25H244V27H241L239 24H237ZM262 23V22H261ZM80 24V23H79ZM160 24H161V29H160V32H159V34L157 35V37L156 38H153V39H149L148 38V36H145V34L148 32H153V31H155V30H158V28H159V26H160ZM237 24V25H236ZM256 24V23H255ZM59 25V24H58ZM220 25V24H219ZM77 27L78 28H80V25H77ZM47 28V27H46ZM263 28V27H262ZM97 31V32H98ZM238 31V33H236ZM255 31V30H254ZM253 31V32H254ZM2 32V31H1ZM247 33H246V36H247ZM251 33V32H250ZM250 33H248L249 35H250ZM256 33H258V32H256ZM59 34V33H58ZM156 34V33H155ZM261 34L262 35H264V32L262 33L261 32ZM60 35V34H59ZM147 35V34H146ZM149 35V34H148ZM257 35H260V34H257ZM256 35V36H257ZM145 36V37H144ZM150 36V35H149ZM253 37V36H252ZM249 38V37H248ZM254 38V37H253ZM261 38H263V37H261L260 36V39ZM243 39V40H244ZM60 40V39H59ZM58 40V41H59ZM238 40H241V41H239L240 43H239V45H236L235 43H234V41H238ZM262 40V39H261ZM246 41H248V39L246 40ZM245 41V42H246ZM249 41H250V39H249ZM252 41V40H251ZM258 41V40H257ZM262 41H264V40H262ZM10 43H11V41H10ZM20 43V42H19ZM22 43H24L23 41H22ZM60 43V42H59ZM59 43H58V45H59ZM172 43H174L175 45H177V47H174V48H172L171 49V46H172ZM234 43V44H233ZM243 43V42H242ZM237 44H238V42H237ZM247 44H248V42L246 43V46H247ZM249 44V45H250ZM20 45H21V43H20ZM22 45H24V44H22ZM205 45V46H206ZM231 45H232V47H231ZM242 45V44H241ZM244 45V44H243ZM248 45V46H249ZM213 46H215V44L213 45ZM251 46V45H250ZM18 47H19V45H18ZM24 47V46H23ZM104 47V46H103ZM203 47V48H202ZM252 47V46H251ZM0 48H2V47H0ZM207 48L205 47V49L207 50ZM253 48V47H252ZM22 49V48H21ZM24 49V48H23ZM103 49V48H102ZM205 49H203V50H205ZM210 49V48H209ZM0 50H2V49H0ZM202 50V51H203ZM205 50V51H206ZM226 50V51H225ZM143 51H142V54H143ZM201 51V52H202ZM210 51V50H209ZM213 51H214V49H213ZM224 51V52H223ZM1 52V51H0ZM198 52H200V51H198ZM200 52V53H201ZM258 52V51H257ZM263 52H264V50H263ZM36 53H37V51H36ZM36 53H35V55H34V53H32V55H34L33 57L34 58H36L37 56H36ZM40 53V52H39ZM42 53V52H41ZM167 53V52H166ZM171 53V52H170ZM175 53H173L174 55H175ZM197 53V52H196ZM199 53V54H200ZM207 53L208 52H206V55H207ZM48 55H50V53H47ZM171 55V56H174V55ZM211 54V53H210ZM212 54H213V52H212ZM211 54V55H212ZM215 54V53H214ZM213 54V55H214ZM3 55V56H2ZM17 55H20V54H17ZM25 55V54H24ZM29 55V54H28ZM37 55H38V53H37ZM40 55V54H39ZM38 55V57H40V56H42L43 57V55H40L39 56ZM204 56H205V52H204V54H203ZM212 55V56H213ZM217 54H215V56H216ZM261 54H259L258 56H260ZM2 56V57H1ZM26 56V55H25ZM44 56H45V54H44ZM182 56V55H181ZM189 56H191V55H189ZM199 56V55H198ZM200 56H201V54H200ZM208 56H209V54H208ZM208 56H206V57H208ZM220 55H218V57H219ZM264 56V55H263ZM17 57V56H16ZM28 59H29V57L28 56H26ZM30 57H31V55H30ZM191 57H193V56H191ZM203 57V56H202ZM217 57V59L219 60V58ZM226 57V56H225ZM240 57V56H239ZM27 58H25L24 57V59H27ZM172 58V60H173V57H171ZM182 58H185V57H183L182 56ZM196 58V57H195ZM201 58V57H200ZM209 58H210V56H209ZM216 58V57H215ZM215 58H213V59H215ZM37 59V58H36ZM41 59V58H40ZM46 59V58H45ZM48 59V58H47ZM57 59V60H56ZM179 58H177V60H178ZM205 58H203V60H204ZM212 59V58H211ZM210 59V60H211ZM235 59V58H234ZM238 59V58H237ZM239 59H241V58H239ZM248 59V60H249ZM10 60V61H9ZM42 60H44V59H42ZM133 60V61H134ZM154 60V59H153ZM155 60H156V58H155ZM175 60V59H174ZM173 60V61H174ZM210 60H207V61H209L210 62ZM218 60H215V62L217 61L218 62ZM221 60V59H220ZM241 60H245V58L244 59H241ZM247 60V59H246ZM246 60H245V64H246ZM171 61V60H170ZM197 61H200V60H198L197 59ZM202 61V60H201ZM212 61V60H211ZM226 61V60H225ZM235 61V60H234ZM232 62V63H235V62ZM262 61H263V59H262ZM158 62V61H157ZM188 62H191V61H188ZM206 62V61H205ZM209 62H207V63H209ZM213 62V61H212ZM241 62H243V61H241ZM250 62V61H249ZM248 61H247V64L249 63ZM133 63V62H132ZM236 63H238V62H236ZM235 63V64H236ZM259 63V62H258ZM264 63V62H263ZM262 63V64H263ZM152 64V63H151ZM154 64V63H153ZM194 64V63H193ZM196 64V63H195ZM218 64H220V66H223V62H220V63H218ZM260 64H261V62H260ZM134 65H135V63H134ZM158 65V64H157ZM200 65V64H199ZM204 65V64H203ZM210 65V64H209ZM213 65V64H212ZM230 65H232L231 63H230ZM237 66H236V69L235 70H237V71H239L240 70V68H241V66L243 65V64H240L239 63V65L238 64H236ZM255 65V64H254ZM252 66V67H254L255 68V66ZM137 66V65H136ZM205 66V70H207L206 69V67L208 68V69H213V68H210L209 66H206V64L204 65ZM203 66V67H204ZM233 66H235V65H233ZM244 66V65H243ZM247 66V65H246ZM249 66V69H250V65H248ZM247 66V67H248ZM157 67V66H156ZM200 68H202L201 66H199ZM212 67V66H211ZM229 67V66H228ZM245 67V66H244ZM243 67V68H244ZM251 67V68H252ZM258 67V66H257ZM256 67V68H257ZM135 68V67H134ZM189 68V67H188ZM192 68H193V65H192ZM222 68V69H221ZM220 69V71H221V73H222V75H220V76H224V78H225V74L227 73V70H226V68L227 67H225L224 69H223V67H221ZM190 69V68H189ZM194 69V68H193ZM198 69V68H197ZM248 69V68H247ZM253 69V68H252ZM251 69V70H252ZM261 70H263L264 71V69H262V68H260ZM201 70V69H200ZM204 70V69H203ZM242 70V69H241ZM240 70V71H241ZM251 70H249V71H251ZM192 71H194V70H192ZM199 71V70H198ZM208 71V70H207ZM230 71H232V70H230ZM234 71V70H233ZM243 71V70H242ZM254 71V70H253ZM191 72V71H190ZM189 72V73H190ZM245 72V71H244ZM255 72V71H254ZM254 72H251V74L253 73V74H255ZM137 73V72H136ZM182 73V72H181ZM209 73V72H208ZM207 73V74H208ZM233 73H235V72H233ZM239 73V72H238ZM247 73V72H246ZM249 73V72H248ZM248 73L246 74V75H248ZM261 73H262V71H261ZM261 73H256L257 75H258V78L256 77V82L255 83H258V80L259 79H261V80H259V84L258 85H260V83H262V85L264 84V78H261V76L263 75V73H262V75H261ZM190 74H192V73H190ZM189 74V76H192V75H190ZM210 74H212V73H210ZM231 74V73H230ZM230 74H229V76H230ZM242 73H240V75H241ZM251 74H249V76L251 75ZM136 75V74H135ZM138 75V77H139V74H137ZM185 75V74H184ZM201 75H203V74H201ZM205 75V74H204ZM234 75V74H233ZM236 75V74H235ZM234 75V76H235ZM244 75V74H243ZM242 75V76H243ZM210 76V75H209ZM253 76L254 75H251V77L253 78ZM185 77V76H184ZM199 77H201V76H199ZM231 77V76H230ZM236 77V76H235ZM245 78H246V76H244ZM248 77V76H247ZM196 78H198V77H196ZM205 78V77H204ZM204 78H203V80H204ZM211 78V76L210 77H208L207 78V80L208 79H210ZM219 78V77H218ZM252 78H250V79H252ZM193 79H194V75H193ZM206 79V78H205ZM225 79H227V80H229V78L227 77V78H225ZM234 79V78H233ZM233 79H231L233 82H235ZM248 79V78H247ZM89 80H91V79H89ZM134 80V79H133ZM136 80V79H135ZM197 80V79H196ZM201 80V79H200ZM221 80H223V79H221ZM221 80H219V81H221ZM245 80V79H244ZM254 80V79H253ZM183 81V80H182ZM198 81V80H197ZM230 81V80H229ZM239 81H240V79H239ZM185 82V81H184ZM201 82V81H200ZM231 82V81H230ZM233 82L231 83V84H233ZM250 83L252 82V81H249ZM205 83V82H204ZM204 83L202 82V84L204 85ZM215 83V82H214ZM236 83H237V81H236ZM247 83H248V80H247ZM89 84V83H88ZM92 84V83H91ZM94 84V83H93ZM125 84V83H124ZM216 84H218V83H216ZM90 85V84H89ZM203 85H201V86H203ZM208 85H209V83H208ZM227 85V84H226ZM226 85H224L223 87H222V89L220 90V93L218 94V97L219 96H229L228 94H229V90H230V88H231V86L230 87H228V86H226ZM78 86H81L82 87V90L80 89V91H79V89H78V92H77V87ZM93 86V85H92ZM95 86V85H94ZM93 86V87H94ZM114 86V85H113ZM211 86V85H210ZM232 86H235L234 84L232 85ZM92 87V88H93ZM121 87V86H120ZM128 87V86H127ZM212 87V86H211ZM132 88V87H131ZM200 89H201V87H199ZM208 88H209V86H208ZM247 88V87H246ZM264 88V87H263ZM108 89V88H107ZM115 88H113V90L112 91H110V92H106V90H105V92L103 93L102 91V93H98V95H101L102 97H103V99L105 100V101H108L109 100V98L111 99V97H109V96H111L113 93H114V90ZM124 89V88H123ZM199 89V90H200ZM91 90V89H90ZM109 90V89H108ZM121 90V89H120ZM125 90V89H124ZM127 90H128V88H127ZM136 90V89H135ZM235 90H236V87H234V92H235ZM94 91L95 90H91V92H89V91H87L88 93H92L93 92V95H94ZM86 92V91H85ZM96 92V91H95ZM117 92V91H116ZM122 92L123 91H121V93L119 92V89H118V94L117 95H120V96H122L123 94H122ZM130 92V91H129ZM84 93V92H83ZM87 93V94H88ZM97 93V92H96ZM120 93V94H119ZM126 93V92H125ZM206 93V92H205ZM241 93V92H240ZM74 94H72V95H74ZM115 94V95H114ZM113 95H114V97L116 96V93H114ZM127 94V93H126ZM134 94V93H133ZM236 94H237V92H236ZM247 94H250V95H256V97H258L260 100H264V91H257V90H254V89H249V90H247V91H245L244 93H243V95L241 94L240 96L242 97L241 98V101H243L244 100V97L247 95ZM81 96L83 95V94H80ZM79 95V96H80ZM125 95V94H124ZM141 95V94H140ZM210 95V94H209ZM235 95V94H234ZM238 96H239V94H237ZM236 95V96H237ZM36 96V95H35ZM85 96L86 95H84V98L83 99H81V101L79 100V103H78V107H76V108H74V106H71L70 105V107H68V106H66V108H65V114H66V112L68 113L69 112V115L71 114L70 112H73L74 110H76L77 111V109L80 111V113H79V111L77 112L78 114H74V113H76V112H74V113H72V114H74V115H72V116H75L76 118L78 117V116H76V115H79V114H81V111L83 112V111H85V112H87V111H89L90 109H91V107L93 106L94 107V105H95V102H101L103 99H101V101L99 100L100 98H98L97 100L98 101H96V99H94V98H97V96H92V95H88V96H86V98H85ZM119 96V97H120ZM248 96V95H247ZM72 97V96H71ZM94 97V98H93ZM118 97V96H117ZM123 97V96H122ZM207 97V96H206ZM217 96H216V99L218 98ZM255 97V98H256ZM68 98V97H67ZM79 98V97H78ZM81 98V97H80ZM126 98H129V97H125V99ZM200 98V97H199ZM220 99H221V97H219ZM218 98V99H219ZM233 98V97H232ZM237 99H238V97H236ZM257 98V99H258ZM64 99H66V97L64 98ZM134 99H136V98H134ZM139 98H137L136 99V101L138 100ZM144 99V100H145ZM212 99H213V97H212ZM219 99V100H220ZM258 99V100H259ZM76 100V99H75ZM95 100V102L92 104V102ZM210 99L209 98H203V99H200V100H193V101H190V102H188V104L190 105V106H192V107H194V108H197V107H199V106H201L203 103H204V101L205 102H210L209 101ZM219 100H218V102H219ZM77 101V100H76ZM226 101V100H225ZM224 101V99H223V102H225ZM75 102V101H74ZM217 102V101H216ZM222 102V103H223ZM254 102H255V100H254ZM262 102V101H261ZM264 102V101H263ZM41 103H46V105H44V106H42L41 108L39 107V105L41 104ZM48 103H49V105H48ZM73 103V102H72ZM101 103H103V102H101ZM100 103V104H101ZM222 103H220V104H222ZM226 103V102H225ZM257 103V102H256ZM99 103H98V105L94 108L95 110L94 111H97L99 114H101L102 112H104V110L105 109H103L104 107V104H103V106H101ZM182 104H184V103H182ZM218 104V103H217ZM220 104H218V105H220ZM224 104V103H223ZM244 104V103H243ZM43 105V104H42ZM107 105L108 104H106V107H107ZM213 105V104H212ZM226 105V104H225ZM224 105V106H225ZM251 105H252V103H251ZM253 105H255L256 106V104H253ZM259 105H260V101H259ZM48 106H50L49 108L50 109H48L47 107ZM221 106V105H220ZM264 106V105H263ZM92 107V108H93ZM105 107V108H106ZM208 107V106H207ZM214 107H215V105H214ZM226 108H227V105L225 106ZM225 107H223V108H225ZM261 107V106H260ZM108 108V107H107ZM209 108H210V106H209ZM240 108V107H239ZM249 108V107H248ZM255 108H257V111H255V109L251 112V114L252 113H254V112H259V114L257 113V115L255 116L256 117V123H258L259 124V126H260V128L262 129V130H264V113H263V108H261L262 110H260V108H258V106L257 107H255ZM201 109H202V107H201ZM208 108H206V110H207ZM211 109H213V108H211ZM252 109H253V107H252ZM259 109V110H258ZM49 110V111H48ZM147 110V109H146ZM195 110V109H194ZM196 110H199V109H196ZM204 110V109H203ZM220 110V109H219ZM219 110H216L215 109V111H219ZM244 110H246V108L244 109ZM90 111H92V110H90ZM107 111V110H106ZM208 111L209 110H207V113H208ZM212 111V110H211ZM214 111V112H215ZM222 111V110H221ZM236 111V110H235ZM247 111H248V109H247ZM262 111V112H261ZM25 112L27 113V112H30V114H32V116L31 115H27V114H25ZM84 112V113H85ZM96 112V113H97ZM249 112H250V110H249ZM88 113V112H87ZM95 113V114H96ZM97 113V114H98ZM218 113V112H217ZM219 113H220V111H219ZM219 113H218V115H219ZM237 113V112H236ZM49 114V113H48ZM103 114V113H102ZM109 114V113H108ZM209 114V113H208ZM211 114V113H210ZM213 114V113H212ZM212 114H211V116H212ZM215 114H216V112H215ZM215 114H213V115H215ZM35 115V116H34ZM83 115V114H82ZM87 115V114H86ZM171 115H172V117H179V120L178 121H176L175 123H170L171 122ZM218 115H215V116H218ZM254 115V114H253ZM71 115H70V121L74 118V117H72ZM65 117H66V115H65ZM67 117H68V115H67ZM80 117H83V116H80ZM86 117H88V116H85V118ZM96 118H97V116H95ZM114 117V116H113ZM112 117V118H113ZM117 117H119L120 118V116H117ZM123 117V116H122ZM237 117V116H236ZM246 117V116H245ZM252 116H247L246 117V119L247 120H249L248 122H250L248 125V132L249 133H252L254 130H253V123H252V121L250 120V118H251ZM99 118H100V115H99ZM111 118V117H110ZM110 118H108V119H110ZM118 118V119H119ZM153 118V117H152ZM237 118H239V117H237ZM61 119H63V118H61ZM60 119V120H61ZM75 119V118H74ZM73 119V123H72V121H71V123L70 124H74V121L76 120H74ZM83 120H84V118H82ZM107 119V120H108ZM115 119V118H114ZM115 120V121H117V122H115V121H111L112 123L110 124L111 125V127L113 126V127H118V125L120 126L121 124H120V119L119 120ZM182 119H184V120H187V121H192V122H194L193 124H191L190 126H188L187 125V123H186V125H184L183 123H182ZM226 119V118H225ZM32 120V121H31ZM56 120L58 121V119H56V118H52V120L50 119V123L46 126V129H50L48 126H50V124H54L55 122H56ZM65 119H63V122H66V123H68L69 124V121H68V119H67V121H64ZM77 120H79L80 121V119H78L77 118ZM83 120H81V122L83 121ZM97 120V119H96ZM99 120V119H98ZM107 120H103V122L104 121H106L107 122ZM140 120H142V118L140 119ZM140 120H138L139 122V124H140V126L141 125H143V124H141L140 122H142V121H140ZM236 121H238L237 119H235ZM62 121V120H61ZM60 121V123H63V122H61ZM100 121V120H99ZM120 121V122H119ZM148 121V120H147ZM225 121V120H224ZM235 121V122H236ZM109 122H110V120H109ZM119 122V123H118ZM174 122V121H173ZM209 122H212V121H209ZM227 123H228V125H229V123H230V121H226ZM23 123H27V125L26 124H24L23 125ZM29 123V124H28ZM81 124L82 125V123H79V122H77L76 121V124ZM97 123H101V122H97ZM114 123V124H113ZM137 123V124H138ZM143 123H145V122H143ZM219 123V122H218ZM225 123V122H224ZM223 123V124H224ZM242 123V122H241ZM244 123H245V120H244ZM22 125V126H19V125ZM57 124H58V122H57ZM57 124H55V125H52V127H53V131L54 132H56L55 130H54V128L56 127V125ZM67 124V125H68ZM75 124V125H76ZM77 124V125H78ZM105 124V126H106V124L107 123H104ZM138 124V125H139ZM152 123H150V125H151ZM171 124H172V126H173V129H171L170 128V126H171ZM210 124L213 126V125H215V121H213L212 123H207V125L206 126H209V127H211L210 126ZM221 124V123H220ZM226 124V123H225ZM239 124V123H238ZM237 124V125H238ZM243 124V123H242ZM255 124V123H254ZM18 125V126H17ZM31 125L33 126V127H31ZM59 125V124H58ZM75 125H73V126H75ZM101 125H102V123H101ZM101 125H99L100 127H101ZM109 125V124H108ZM116 125V126H115ZM148 125V124H147ZM152 125H154V124H152ZM151 125V126H152ZM157 125V124H156ZM233 125H235L234 123H233ZM237 125H235L236 127H237ZM257 125V124H256ZM42 126H44V125H42ZM55 126V127H54ZM70 126V125H69ZM171 126V127H172ZM203 126V125H202ZM215 126H217V125H215ZM222 126H224V125H222ZM240 126H242L241 124H240ZM243 126H245V125H243ZM35 127H36V125H35ZM51 127V126H50ZM51 127V128H52ZM71 127V126H70ZM95 127L97 128L98 126H96V124H95ZM121 127H122V125H121ZM121 127H118L117 129H115V128H113L115 131L116 130H118L119 131V128H121ZM141 127H143V126H141ZM140 127V128H141ZM225 128V130L227 129V126H224ZM229 127H231V124L229 125ZM44 128V127H43ZM95 128V129H96ZM99 128V127H98ZM102 128V127H101ZM139 128V127H138ZM147 128V127H146ZM152 128H154L153 126H152ZM171 129V131H170V129ZM222 128V127H221ZM238 128H239V126H238ZM244 128V127H243ZM242 128V129H243ZM7 129V130H6ZM56 129V128H55ZM157 129V130H158ZM240 129V128H239ZM254 129H256V128H254ZM258 129V128H257ZM257 129L255 130V132L257 131ZM4 130H6V131H4ZM34 130V129H33ZM113 130V131H114ZM155 130H156V128H155ZM203 130H204V128H203ZM203 130H202V132H203ZM232 130H233V128H232ZM236 130V129H235ZM235 130H233V132L235 131ZM238 130V129H237ZM259 130V129H258ZM30 131L32 132V130L30 129ZM46 132V134H48L50 131L49 130H45ZM99 131V132H98ZM106 131V130H105ZM108 131V130H107ZM114 131V134L116 133ZM241 131V130H240ZM242 131H244V130H242ZM241 131V132H242ZM259 131H261V130H259ZM109 132V131H108ZM195 132V133H194ZM198 132H200V131H198ZM201 132V133H202ZM205 132V131H204ZM227 132V131H226ZM245 132H246V129H245ZM262 132V131H261ZM91 133H94V132H91ZM91 133H90V135H91ZM119 133V132H118ZM182 133H184V132H182ZM235 133H237L236 131H235ZM235 133H231L232 135L233 134H235ZM52 134V133H51ZM104 134V133H103ZM230 134V133H229ZM239 134V133H238ZM246 134V133H245ZM260 134V133H259ZM53 135V134H52ZM56 135V134H55ZM89 135V136H90ZM185 135V134H184ZM198 135V134H197ZM239 135H242V134H239ZM261 135V134H260ZM262 135H263V133H262ZM8 136V137H7ZM22 136V135H21ZM22 136V137H23ZM30 136V133L29 134H27V137H26V139L25 140H27V138ZM105 136V137H104ZM114 135H112V137H113ZM181 136H183V135H181ZM180 136V137H181ZM199 136V135H198ZM201 136H202V134H201ZM231 136V135H230ZM234 136V135H233ZM256 136V135H255ZM93 137V136H92ZM167 137V138H168ZM187 137V136H186ZM234 137H236V136H234ZM241 137V136H240ZM263 137V136H262ZM44 138H45V136H44ZM115 138H117L118 139V136H115ZM169 138V139H170ZM190 138H191V140H190ZM193 138V139H192ZM200 138H202V137H200ZM260 138V137H259ZM46 139V138H45ZM44 139V140H45ZM87 139H88V137H87ZM94 139V138H93ZM113 139V138H112ZM181 139V138H180ZM179 139V140H180ZM42 140V139H41ZM74 140H78V137H76V139H74ZM80 140V139H79ZM82 140V139H81ZM80 140V141H81ZM110 140H111V138H110ZM139 140V139H138ZM143 140H145L144 139V137H143ZM177 141H178V139H176ZM175 140V141H176ZM261 140H262V138H261ZM47 141V140H46ZM89 141V140H88ZM88 141H85V142H88ZM90 141H92V139H90ZM93 141L91 142V143H93ZM146 141V140H145ZM159 141V140H158ZM174 141V142H175ZM210 141V140H209ZM225 141V140H224ZM30 142V141H29ZM78 141H76V143H77ZM109 142H112V140L111 141H109ZM108 142V143H109ZM131 142V141H130ZM129 142V145L131 144ZM147 143H148V141H146ZM146 142H145V144H146ZM160 142H162V141H159L158 143L160 144ZM179 142V141H178ZM180 142H182L181 140H180ZM215 142V141H214ZM264 142V141H263ZM27 143H28V141H27ZM82 143V142H81ZM84 143V142H83ZM82 143V144H83ZM90 143V142H89ZM115 143V142H114ZM138 143H139V141H138ZM140 143H142V141H140ZM153 143V142H152ZM151 143V144H152ZM163 143V142H162ZM176 143V142H175ZM202 143V142H201ZM238 143V142H237ZM51 144L53 145V143L51 142ZM165 144H166V142H165ZM23 145V144H22ZM25 145V144H24ZM135 145H136V143H135ZM142 145H143V143H142ZM155 145V144H154ZM158 145V144H157ZM155 146V147H159V145L158 146ZM86 145L84 144V146H82V147H85ZM112 146H114V145H112ZM111 146V147H112ZM133 146H134V144H133ZM144 147L146 146V145H143ZM142 146V147H143ZM152 146V145H151ZM161 146V145H160ZM166 145H164L163 147H165ZM223 146V145H222ZM115 147V146H114ZM135 147V146H134ZM133 147V148H134ZM138 147H139V145H138ZM150 147V146H149ZM110 148V147H109ZM130 148V147H129ZM128 148V149H129ZM153 148V147H152ZM113 149V148H112ZM135 149V148H134ZM142 148H141V145H140V147L139 148H137L136 147V150H133L134 151V153H133V155H135L136 157V159H138V160H136V161H139V162H141L144 158H143V156H144V154H143V152H142V150H141ZM147 148H145L144 150H146ZM155 149H157L158 150V148H155ZM155 149H153V151L154 152H151L150 153V155H148V156H151L152 155V157H155L154 159H158L157 157H156V154L158 155V151H155ZM171 149V148H170ZM58 150V149H57ZM111 150V149H110ZM109 150V151H110ZM148 150H150L149 148H148ZM152 150V149H151ZM165 150V148L163 149V151ZM183 150V149H182ZM13 152L12 154H10V152ZM114 151V150H113ZM132 151V152H133ZM147 151V150H146ZM172 151V150H171ZM187 151V152H188ZM60 152V153H59ZM74 152V151H73ZM75 152H74V154H75ZM86 152H88L87 154H86ZM126 152V151H125ZM150 152V151H149ZM148 152V153H149ZM160 152V155L161 154H163V152L160 150L159 151ZM162 152V153H161ZM186 152V153H187ZM264 152V151H263ZM78 153V154H79ZM84 153H85V155H84ZM110 153V152H109ZM129 153V152H128ZM127 153V154H128ZM56 154H59V155H56ZM74 154H72V156L70 155V157L71 158H74L73 157V155ZM93 154V153H92ZM114 154V153H113ZM147 154V153H146ZM188 154V153H187ZM186 154V155H187ZM65 154L63 153V155L62 156H64ZM77 154H75V156H76ZM129 155H131V154H129ZM260 155H261V153H260ZM264 155V154H263ZM61 158H63V159H60V157ZM82 156V155H81ZM81 156H79V157H81ZM188 156H190V155H188ZM67 157V156H66ZM78 157V156H77ZM79 157H78V159H79ZM88 157V156H87ZM109 157V156H108ZM107 157V158H108ZM127 157V158H126ZM146 157V156H145ZM160 157H162V156H160ZM159 157V158H160ZM191 157V156H190ZM250 157V156H249ZM81 158H83V157H81ZM80 158V159H81ZM88 158H93L92 156L91 157H88ZM88 158H83V160H85V161H87L88 160ZM131 158H133V157H131ZM134 158V159H135ZM175 158V157H174ZM179 158V157H178ZM187 158V157H186ZM192 158V157H191ZM213 158V157H212ZM261 158V157H260ZM67 159H69V158H67ZM77 159V160H78ZM147 159H148V162H150L151 161V157H148V158H145L144 159V161H147ZM153 159V160H154ZM182 159H183V157H182ZM74 160V159H73ZM74 161V162H78V161ZM82 160V161H83ZM90 160H92V159H90ZM150 160V161H149ZM152 160V161H153ZM176 160V159H175ZM186 160V159H185ZM188 160V159H187ZM190 160V159H189ZM208 160H209V158H208ZM263 160V161H262ZM261 160V162H262V169H263V172H264V157H263V159ZM64 161V160H63ZM89 161V160H88ZM129 161V160H128ZM132 161H133V159H132ZM144 161H142V163H144ZM150 162V163H153V162ZM160 161V160H159ZM177 161H178V159H177ZM180 161V160H179ZM210 161V160H209ZM208 161V162H209ZM66 162V161H65ZM73 162V163H74ZM80 162V161H79ZM84 162V161H83ZM83 162H81V163H83ZM110 162V161H109ZM134 162V161H133ZM131 163V162H130ZM220 163V162H219ZM218 163V164H219ZM76 164V163H75ZM78 164V163H77ZM76 164V165H77ZM84 164H85V162H84ZM84 164H83V166H84ZM105 164H107V166L105 165ZM110 164V163H109ZM126 164V165H125ZM132 164V163H131ZM139 164H141V163H139ZM153 164H155V163H153ZM159 164V163H158ZM161 164V163H160ZM226 164V163H225ZM225 164H223V166L225 165ZM228 164V163H227ZM236 164V163H235ZM75 165V166H76ZM81 165V164H80ZM80 165H79V167H80ZM90 165V164H89ZM144 165V164H143ZM150 165H152V164H150ZM157 165V164H156ZM156 165H155V167H156ZM260 165V164H259ZM67 166V167H66ZM88 166V165H87ZM94 166V165H93ZM206 166V165H205ZM261 166V165H260ZM77 167V166H76ZM82 167V166H81ZM84 167H86V166H84ZM88 167H90V166H88ZM87 167V168H88ZM152 167V166H151ZM218 167H220V166H218ZM222 167V166H221ZM110 168V167H109ZM154 168V167H153ZM206 168V167H205ZM258 168V167H257ZM260 167L258 168V171H259V169H261ZM78 168H76V170H77ZM83 169V168H82ZM81 169V170H82ZM86 169V168H85ZM85 169H83L82 170V174L84 175V173H83V171L85 170ZM207 169V168H206ZM205 169V170H206ZM220 169V168H219ZM222 169H224V167L222 168ZM221 169V170H222ZM225 169H227V168H225ZM79 170V172H81L80 171V169H78ZM92 170V169H91ZM90 170V171H91ZM111 170V169H110ZM155 170H157V168H155ZM204 170V171H205ZM237 170V175H236V178H237V180H238V183H237V187L234 189V192H233V194H234V196L237 198H235L236 200H238L239 201V203H240V213H239V216H246L247 214H246V209H247V207H246V205H245V203H244V199H243V196H241L240 195V190L239 189H237V188H240V187H244V181H245V174L242 172V170H241V167H240V165H238V169H236ZM92 171V172H93ZM151 171H153L154 172V170H151ZM220 171V170H219ZM223 171V170H222ZM225 171H227V170H225ZM244 171V170H243ZM93 172V173H94ZM186 172V173H185ZM207 172V171H206ZM90 173V172H89ZM156 173V172H155ZM168 173V174H167ZM178 173H177V175H178ZM198 173V172H197ZM220 173V172H219ZM261 176H263L264 177V175H262L263 173H262V170H261ZM157 174V173H156ZM166 174H167V176H166ZM183 174V173H182ZM199 174V173H198ZM202 174V173H201ZM201 174H199V176L201 175ZM217 174V173H216ZM224 174V173H223ZM259 174V173H258ZM115 177H114V176ZM152 175H154V174H152ZM158 175V174H157ZM156 175V176H157ZM188 175H189V173H188ZM194 175H196V174H194ZM218 175H220V174H218ZM89 176V175H88ZM113 176V177H112ZM149 176H150V174H149ZM148 176V177H149ZM171 176V175H170ZM176 176V175H175ZM191 176V175H190ZM93 177V176H92ZM111 177L113 178V179H111ZM144 177V178H143ZM150 177H152V176H150ZM154 177V176H153ZM167 177V178H166ZM188 177V176H187ZM196 177V176H195ZM200 177H202V175L200 176ZM199 177V178H200ZM204 177V176H203ZM202 177V178H203ZM219 177H221V176H219ZM260 177V176H259ZM259 177H258V179H259ZM263 177H262V179H263ZM110 178V179H109ZM116 180H115V179ZM175 179H176V177H174ZM173 178V179H174ZM177 178H178V176H177ZM198 177H196V179H197ZM216 178V177H215ZM218 178V177H217ZM222 178H224L223 176H222ZM147 179H149V178H147ZM168 179H171V178H168ZM172 179V180H173ZM181 179V180H182ZM186 179H190V177H188V178H186ZM204 179V178H203ZM257 179V180H258ZM84 180V181H85ZM110 180V181H109ZM151 180V179H150ZM156 180V179H155ZM180 180V178L177 180V182H180L179 181ZM190 180H192V179H190ZM201 180V179H200ZM208 180V179H207ZM213 180V179H212ZM216 180H223V179H216ZM260 180V179H259ZM90 181V180H89ZM173 181H175V180H173ZM183 181V180H182ZM188 181L189 180H187V184L185 183L184 184V182H185V180L183 181V185H181V187L183 186V189H184V187H186L185 189H189V188H191V187H189V185H190V183H192V182H194V181H192V182H190L189 181V183H188ZM197 181V180H196ZM226 181V180H225ZM224 181V182H225ZM145 182H147L148 183V181H146V179H145ZM150 182V181H149ZM155 182V181H154ZM202 182H203V180H202ZM204 182H207L206 181V179L204 180ZM209 182V181H208ZM207 182V185H205L206 187L208 186V183ZM212 182V181H211ZM214 182H216V181H214ZM222 182V181H221ZM220 182V183H221ZM224 182H223V184H224ZM257 182V181H256ZM261 182H262V180H261ZM260 182V183H261ZM83 183L81 184V185H83ZM94 183H95V190H90L92 187H93V185H94ZM140 183V182H139ZM182 183V182H181ZM255 183V182H254ZM258 183V182H257ZM87 184V183H86ZM142 184H143V182H142ZM151 184V183H150ZM193 184V183H192ZM195 184H197V183H195ZM205 184V183H204ZM216 184H217V182H216ZM222 184V185H223ZM226 184V183H225ZM250 184V183H249ZM144 185V184H143ZM149 185V184H148ZM152 185V184H151ZM194 185V184H193ZM200 185V184H199ZM214 185H215V183H214ZM218 185V184H217ZM252 185V184H251ZM254 185V184H253ZM87 186H88V188H87ZM117 186L119 187V186H121L122 188H117ZM131 186V185H130ZM146 186V185H145ZM189 188H188V187ZM195 186V185H194ZM246 186V185H245ZM126 187V188H127ZM156 187V188H155ZM180 187V186H179ZM196 187V186H195ZM201 187V185L200 186H198V188H200ZM203 187V186H202ZM217 187H220L221 188V186H217ZM224 187V186H223ZM253 187V186H252ZM76 189H77V187H75ZM138 188V187H137ZM142 188V187H141ZM140 188V189H141ZM193 188L194 187H192V190H193ZM251 188V187H250ZM254 188V187H253ZM139 189V188H138ZM181 190H182V188H180ZM201 189V188H200ZM214 189V188H213ZM147 190H149V189H147ZM189 190H191V189H189ZM188 191L189 193L191 192V194H192V192L193 191ZM216 190V189H215ZM224 190V189H223ZM249 190V189H248ZM67 191H69V194H68V196H73L74 197V203H73V205L70 207L69 206V209H73L74 210V212H73V210L71 209V211L70 212H72V213H68L66 210H69V209H67L68 208V201H67V194L66 193H68ZM70 191H71V193H70ZM126 191V190H125ZM182 191H184V190H182ZM181 191V192H182ZM211 191H212V189H210V188H208V191H207V197H210V193H211ZM221 191V190H220ZM4 192H6V194L4 193ZM78 192H79V190H78ZM133 192V191H132ZM165 192V193H164ZM236 192H238V193H236ZM2 193H4V195L2 194ZM74 193H75V195H76V193L77 192H75L74 191ZM80 193V192H79ZM79 193H77L78 195H79ZM71 194H73V195H71ZM131 194V193H130ZM146 194V193H145ZM158 194V193H157ZM197 194V193H196ZM77 195V196H78ZM81 195V196H82ZM159 195V194H158ZM189 195V194H188ZM217 195V194H216ZM247 195V194H246ZM81 196L79 197V198H81ZM204 196V195H203ZM221 195H219V197H220ZM233 196V197H234ZM76 197V198H75ZM148 197V196H147ZM191 197V196H190ZM206 197V196H205ZM204 197V198H205ZM71 198V197H70ZM86 198V199H85ZM138 198V199H137ZM220 198H222V197H220ZM223 198H224V196H223ZM226 198V197H225ZM247 198H248V196H246V200H247ZM170 199L171 198H169V201H170ZM197 199V198H196ZM207 199V198H206ZM69 200V199H68ZM71 200V199H70ZM79 200V201H78ZM92 200V199H91ZM94 200V199H93ZM92 200V201H93ZM172 200V199H171ZM213 200H215V199H213L212 198V201ZM235 200V201H236ZM148 201H149V199H148ZM153 201V200H152ZM159 201V200H158ZM158 201H155L154 200V202L155 203H157ZM207 201V200H206ZM216 202L218 201V199H216L215 200ZM215 201L213 202V203H215ZM221 201V200H220ZM224 201V200H223ZM147 202V201H146ZM145 202V203H146ZM150 202V201H149ZM163 202H161V203H163ZM210 202V201H209ZM228 202V201H227ZM247 202H249V200L247 201ZM81 203V202H80ZM85 203H86V201H85ZM85 203H82V204H84L85 205ZM90 203H92V202H90ZM89 203V204H90ZM154 203V204H155ZM160 203V205H162ZM204 203H205V201H204ZM203 203V204H204ZM207 204H208V202H206ZM218 203V202H217ZM210 204L211 205V208H209L210 209V214L208 215V216H210V218H212V216H216V218H218L217 216H219V218L220 217H223L224 215H226L228 212V210L226 211V209H224V203H221V204ZM94 204V203H93ZM142 203H140V205H141ZM150 204H153V203H150ZM236 204V203H235ZM251 204V203H250ZM249 204V205H250ZM149 205V204H148ZM158 205H159V203H158ZM157 204L155 205V207L156 206H158ZM228 205V204H227ZM230 205H233V204H230ZM237 205V204H236ZM150 206V205H149ZM203 206V205H202ZM202 206H200V207H202ZM206 206H208V205H206ZM140 207H142V206H140ZM139 207V208H140ZM162 207V206H161ZM167 207V206H166ZM195 208H198L199 206H194ZM227 207H229V206H227ZM235 207V206H234ZM232 208V209H235V208ZM237 207V206H236ZM149 208V207H148ZM158 209L160 208V206L159 207H157ZM156 208V209H157ZM204 208H207V207H204ZM230 208H231V206H230ZM142 209V208H141ZM155 209V210H156ZM161 209V208H160ZM249 209V208H248ZM201 210H202V208H201ZM204 210V209H203ZM231 210V209H230ZM81 211H83V210H81ZM135 211H136V213H135ZM194 211V210H193ZM200 211V210H199ZM198 211V212H199ZM209 211V210H208ZM233 211V210H232ZM232 211H229L230 213H232ZM63 212H64V214H63ZM85 212V211H84ZM140 212V211H139ZM158 212V211H157ZM161 212V211H160ZM160 212H159V214H160ZM203 212V211H202ZM250 212V211H249ZM62 214L61 215V217H63V218H66L65 217V215L67 216V215H69V217L71 216V219H72V221H71V219L68 221L67 219H65V221L63 220H61L60 221V223H58L59 221H53V217L54 216H56V215H58V214ZM74 213V214H73ZM82 213V212H81ZM80 213V214H81ZM86 213V212H85ZM85 213H83V214H85ZM135 213V214H134ZM204 213H205V211H204ZM207 213V212H206ZM205 213V214H206ZM71 214V215H70ZM81 215V216H83L84 217V215ZM183 214V213H182ZM203 214V213H202ZM202 214H200V215H202ZM208 214V213H207ZM79 216V217H76V216ZM138 215H140V213L138 214ZM199 215V214H198ZM233 215V214H232ZM251 215H252V213H251ZM156 216H157V214H156ZM160 216V215H159ZM182 216V215H181ZM235 216V215H234ZM57 217H59V216H57ZM83 217H81V218H83ZM87 217H89V215L87 214V216H85V218L84 219H86ZM132 217V216H131ZM138 217H141V216H138ZM197 217V216H196ZM199 217V216H198ZM229 217V216H228ZM227 217V218H228ZM2 218H3V216H2ZM60 218V217H59ZM75 218L76 219H79V223H75ZM90 218V217H89ZM133 218H136V217H133ZM156 218V217H155ZM186 218V217H185ZM193 218H195V217H193ZM209 218V219H210ZM227 218H225V216H224V219H227ZM4 219H5V217H4ZM62 219V218H61ZM83 219V220H84ZM88 219V218H87ZM86 219V220H87ZM139 219V218H138ZM138 219H136V220H138ZM157 219V218H156ZM160 219V218H159ZM222 219V218H221ZM223 219V220H224ZM249 219H250V217H249ZM55 220H60V219H55ZM67 220V221H66ZM82 220V221H83ZM89 220V219H88ZM86 221V222H89V221ZM92 220V218L90 219V221ZM141 220H142V218H140L139 219V221H138V223H140V225H141ZM158 220V219H157ZM194 220H196V218L194 219ZM207 220V223H205V221ZM219 220V219H218ZM230 219H228V221H229ZM131 221H133V220H131ZM227 221V220H226ZM231 221V220H230ZM233 221V220H232ZM73 222V223H72ZM92 222V221H91ZM156 222H158V221H156ZM195 222H197V220L195 221ZM210 222V221H209ZM58 223V224H57ZM231 223V222H230ZM92 224V223H91ZM9 225V226H8ZM90 225V224H89ZM89 225H87V223H86V227L87 226H89ZM154 225V224H153ZM62 226V227H63ZM64 226V227H65ZM92 226V227H93ZM4 227V228H3ZM64 227L63 228H61V229H64ZM76 227V228H77ZM90 227V226H89ZM92 227H90V229L92 228ZM132 227V228H131ZM196 227V228H195ZM2 228V229H1ZM54 228V227H53ZM72 228V227H71ZM65 229H67L66 227H65ZM70 229V228H69ZM80 229V228H79ZM78 229V230H79ZM188 229H190V230H188ZM55 230V232H56V229H54ZM59 230H60V227H59ZM77 230V231H78ZM87 230H89L88 228H87ZM94 230V229H93ZM101 230V232H99ZM4 231L6 232V231H8V232H6V233H4ZM58 231V230H57ZM225 231V232H224ZM65 232V231H64ZM260 232V231H259ZM263 232V231H262ZM4 233V234H3ZM53 233H54V231H53ZM61 233V232H60ZM63 233V232H62ZM157 233V232H156ZM258 234V233H257ZM41 235H43V234H41ZM55 235H57L56 233H54V236ZM59 235V234H58ZM161 235V234H160ZM39 236V237H38ZM203 236V237H202ZM43 237V236H42ZM64 237V236H63ZM153 237V236H152ZM151 237V238H152ZM235 237H233V238H235ZM58 238V237H57ZM98 238V239H97ZM155 238H156V236H155ZM173 238H175V236L173 237ZM177 238H178V236H177ZM179 238H180V236H179ZM53 239V238H52ZM51 239V240H52ZM144 240V239H143ZM151 240V239H150ZM149 240V241H150ZM152 240H153V238H152ZM233 240V239H232ZM184 241H186L187 243H184ZM204 241H202V244L204 243ZM50 243H51V241H50ZM182 243H184V244H182ZM256 243H257V241H256ZM260 243H261V241H260ZM165 244V243H164ZM33 245H32V247H33ZM188 245V246H189ZM194 245V244H193ZM192 245V246H193ZM199 245H201V244H199ZM199 245H196L197 247L199 246ZM264 245V244H263ZM262 245V246H263ZM15 246H17L14 250H13V247H15ZM20 246V245H19ZM18 247V248H24V249H20L22 252L21 253H23V251L25 250L26 252L25 253H23V254H26V255H28V252L29 251H31L30 249L32 248H26V247ZM202 246V245H201ZM203 246L205 247V245L203 244ZM35 247V246H34ZM71 247V246H70ZM166 247V246H165ZM195 247V246H194ZM218 247V248H219ZM227 247H230V249H228ZM258 247V246H257ZM200 248V247H199ZM203 248V247H202ZM27 249H29L28 251H27ZM196 250H197V248H195ZM194 249V250H195ZM205 249V248H204ZM13 250V251H12ZM19 250V249H18ZM19 250V251H20ZM35 250V249H34ZM33 249H32V252L34 251ZM195 250V251H196ZM201 250V249H200ZM11 252H13L12 254H11ZM196 252H198L199 254H200V252L197 250ZM195 252V253H196ZM224 252V251H223ZM14 253V255H15V257H13V255H12V258H16V254ZM19 254H21L20 252H18ZM30 253V252H29ZM34 253V252H33ZM225 253V252H224ZM262 253H264V251L262 252ZM261 253V254H262ZM11 254V255H10ZM31 254V253H30ZM29 254V255H30ZM10 255V256H9ZM32 255V254H31ZM208 255V254H207ZM229 255V256H230ZM21 256V255H20ZM23 256H25V255H23ZM199 256V255H198ZM240 256V255H239ZM17 257H18V254H17ZM31 257V256H30ZM225 257V258H224ZM244 257V258H245ZM11 258V259H12ZM243 258V259H244ZM9 258H7L6 260H8ZM197 259H198V257H197ZM203 259V258H202ZM209 259H211V257L209 258ZM15 260V259H14ZM65 260V259H64ZM204 260V259H203ZM247 260V259H246ZM5 261V260H4ZM13 261V260H12ZM76 261V260H75ZM193 261H194V259H193ZM192 261V262H193ZM206 261V260H205ZM210 261V260H209ZM243 262H244V260H242ZM257 261H261V259H258ZM250 262V261H249ZM255 262V261H254ZM262 262V261H261ZM261 262H259V264H261ZM210 263V262H209ZM208 263V264H209ZM251 264H252V262H250ZM263 263V262H262ZM0 264H2V263H0ZM3 264H17V263H14V262H6V263H4L3 262ZM75 264H77V263H75ZM79 264V263H78ZM83 264V263H82ZM90 264V263H89ZM169 264V263H168ZM196 264V263H195ZM198 264H200V257H199V259H198Z\"/></svg>", "mask_w": 264, "mask_h": 264}, {"label": "flooded vegetation", "instance_id": "3", "mask_svg": "<svg viewBox=\"0 0 264 264\" xmlns=\"http://www.w3.org/2000/svg\"><path fill=\"white\" fill-rule=\"evenodd\" d=\"M239 73H238V76H240L239 77V79H240V81H242L243 80V73H244V71H238ZM240 73H242L241 75H240Z\"/></svg>", "mask_w": 264, "mask_h": 264}]
</instances>
